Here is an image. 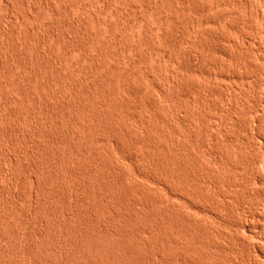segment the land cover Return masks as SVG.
I'll return each instance as SVG.
<instances>
[{
    "label": "rangeland",
    "instance_id": "374dc122",
    "mask_svg": "<svg viewBox=\"0 0 264 264\" xmlns=\"http://www.w3.org/2000/svg\"><path fill=\"white\" fill-rule=\"evenodd\" d=\"M168 1L173 2V4L177 6V7L174 6L175 9L177 8L175 12H174L175 10L174 8H173L174 10L167 8L168 6H170V4H172V3L169 4ZM261 1L262 2H260V0H208V1L207 0H197V1L196 0H159V1L158 0H149V1L148 0H113L110 2V4L108 5L106 4L108 11H110L109 15L101 16L102 18L104 17L106 18L107 20L106 24L108 26L103 25L101 27H104V28H100V26L96 24L95 19L99 15L98 8L102 6L103 3L105 4L107 0H0V61H1L0 62V264H49L50 261H51V264L52 263L53 264H56V263L57 264H77V263L78 264L79 263L80 264H86V263L87 264H104V263L105 264H111V263L116 264L115 263L116 261L113 259V257H110V255L112 254H105L100 250L94 251V249L91 248V245L88 242L89 240L90 241L96 240L95 242H97L99 245L104 244L108 250L112 248L114 249V246L117 245V243L118 244L120 243L121 245L124 244L123 246L127 248L128 250L127 252L133 251L132 253L131 252L129 254L127 253L126 258L124 257L125 258L124 261L126 264L127 263L129 264H142V263L143 264H161L163 263L161 262L162 261L161 258L163 256L165 257V259L163 260L164 262H166L164 264H176L178 262L177 261L178 259H179V263L177 264H182V262L183 264H186V263L187 264H211V263L212 264H264V2H263L264 0H261ZM92 3L94 5H91ZM143 3L148 4V5L150 4L151 6L153 5L152 6L154 9L153 15L152 14L147 15L144 12ZM73 4H80L81 6H84L83 7L84 9H81V10H77V9L71 10V8L69 9V6ZM141 4L142 6H140ZM31 5H34L38 9L32 8ZM46 5L48 6L50 5V11ZM51 5L53 6L52 9H51ZM39 6H43V7H39ZM134 7L136 8V10H134L133 12ZM137 7H139V9ZM216 7L218 9H216ZM158 8L160 9L162 8L161 11L165 10L166 13L168 12L167 14H171L172 19H173L171 26L169 25V27H166L164 30L159 29L158 19L163 17V14L159 15L160 12L157 11ZM199 8L201 10H199ZM36 10H38V14ZM51 10L52 11L54 10V12H51ZM116 11L117 12L119 11L118 16H116L117 15ZM142 15L144 17L146 16L147 18H143ZM159 16L161 17L159 18ZM133 17L134 18L141 17L144 20V23L141 22V23H137V24L130 26V23H131L130 21L136 19V18L134 19ZM81 21L83 23H81ZM208 21H210V23ZM127 22H130V23H127ZM119 23H121V25L122 24L124 25V26L122 25L123 26L122 28L124 29V31L120 27L121 25ZM134 26H136V28L138 29H136ZM130 29L133 30L134 32L131 31ZM147 29H149L150 32L152 33L148 32ZM125 31L126 32L129 31L130 33L129 32L125 33ZM153 31H155V33ZM89 33L93 36L94 35L97 36L99 34V37L101 38L99 37L98 38L101 39V41L98 39V42L94 43L95 46L93 44L92 45L90 44L89 46L88 43H86L85 45V42L87 40L85 38L88 37L86 36L87 34L90 35ZM51 34L56 35L55 37L56 42L54 41V39H51L48 42V44L46 43L47 45L42 44L41 38L43 36L47 37V35L50 36ZM131 35L132 36L134 35L135 38L137 36V39L140 38L138 39L139 41L137 42V39L135 41L134 36L132 37ZM109 36L111 37L110 40H106L108 39ZM114 36H116V39L113 38ZM120 36L123 37L122 40ZM58 41L59 43H57ZM113 41L115 42L113 43ZM116 41L118 43H116ZM160 41H166V44L167 45L169 44L167 48L165 46L167 50L165 51L166 53L163 52L165 53L164 55H162L163 53L161 54L156 53V50H154L153 48V47L157 48ZM27 42L28 43L30 42V44H28ZM34 42L36 44H34ZM129 42H131L132 44H130ZM181 42L183 44H181ZM39 43H41V45ZM100 43L101 45L98 46ZM135 43H138L139 45L138 44L136 45ZM31 45H33V47ZM75 45L76 46L79 45L78 47L81 50L83 48L88 49L90 47L92 51L90 49H88L89 51L87 49L86 50L88 51V53H91V56L93 57L95 56L94 61L96 59L97 62L90 61L88 57H86V60H85L84 55L80 54V51L76 53L73 52L72 55L71 54L67 55L66 49L69 47H75ZM111 45L115 47H112ZM118 45L119 46L121 45L122 47L124 46L125 48L123 47L124 49H122V47L121 46L119 47ZM29 46L32 48H30ZM101 47L104 49V51L103 49H101ZM116 47L117 49H113ZM151 47L153 48V50ZM134 48L136 50H134ZM193 48L195 49V51H193L194 50ZM168 49L171 53H169ZM37 50H39V54L41 53L40 54L41 57L38 56L39 54ZM45 53L47 56L45 55ZM93 53H95V55H92ZM98 53H100V56L96 58V56H98L97 55ZM112 54H114L116 58ZM105 55L106 56L109 55V56L106 57ZM120 55L122 56L120 57ZM26 56H28L29 58H27ZM104 56L106 57V60ZM36 57L37 58L39 57L38 60L36 59ZM122 57L123 58L125 57L124 58L125 63H124V60H121V59H119L120 61L118 60V58H122ZM129 57H131L130 59H132V61L128 59ZM59 59H63V62H60ZM66 59L70 62H67ZM98 60L99 61L103 60L104 62L103 65L101 63H98L99 62ZM128 60L130 62H133L134 60L135 62L131 64ZM157 60H160V61H157ZM161 60H165V61L162 62ZM168 60L170 61L174 60L172 62H174L175 64L171 63V65H169L170 63ZM71 62L72 64H70ZM23 63L26 64L27 66L26 68H23V66L21 65ZM81 63H84V64L82 65ZM117 63L119 64L118 67H116ZM128 63H129V66H126ZM29 64L31 65V67ZM91 64H94V65L92 66ZM113 64H116V65H113ZM177 64H178L179 69L181 68L180 69L181 72L179 70V75L181 76L180 77L178 76V78H176L178 80L175 79L176 80L174 81L175 83L172 84L173 87L174 85L176 86L174 88L170 86L169 87L170 89H169L167 87V84H165L166 87L164 85V83H166L165 80H167L165 78L166 77L172 78V76H174L173 74L175 73H173V71L176 69ZM107 65H108V68H110L111 70L106 69ZM67 66H69V68ZM75 67L78 69V71H76L77 69L74 70ZM101 67H103L104 69H102ZM32 68L34 69L32 70ZM113 68H116V69L114 70ZM122 68L125 69L126 71L125 70L123 71ZM22 69L25 71L23 72ZM27 69L29 70L27 71ZM121 69L123 72L121 71ZM34 70H36L37 73ZM115 71L116 72L118 71V73H115ZM127 71H131V72H128L129 75L127 74ZM124 72L127 75L124 74ZM74 73L77 75H75ZM111 73L113 74L111 75ZM121 73H123V75H121ZM24 74L27 75L29 78L25 76ZM104 74L106 75L104 76ZM66 75L67 76L69 75V77H67ZM71 75H73L74 78ZM92 75L94 76L92 77ZM96 75L98 77H95ZM65 76L67 77V79L64 85L63 77ZM82 76H84V78L87 76L86 77L87 80L82 78ZM128 76L130 78H128ZM94 77L95 79H93ZM105 77H110V79H112L111 80L112 84L109 82L107 83V81H105ZM132 77H135V78H132ZM34 78H36V80L38 81L33 80ZM68 78L72 79L71 80L72 82H69L70 79ZM9 79H12V80H9ZM19 79L21 82L19 81ZM23 79H25L24 83H23ZM74 79H75V83H74ZM83 79L86 82L83 81ZM88 79L90 80V82L88 81ZM136 79L139 80V82ZM94 80L97 82V85ZM10 81H12L13 83H10ZM102 81L104 84L102 83ZM112 81H114V83L116 82V84H114ZM132 81H133V84L135 81V84H136L135 86L132 85ZM7 82H9L10 84L9 83L7 84ZM121 82L125 83L124 84L125 86H123ZM196 82H198V84ZM83 83H85V88H83L84 87ZM22 84L23 85L25 84L24 86L26 87L24 88V86H21ZM38 84H41V85H38ZM109 84L110 86H107ZM13 85H15L16 87L15 86H14L15 88L12 87ZM127 86L128 87L130 86L129 87L130 89H127L128 88ZM136 86H139V88ZM35 87L38 88L37 89L38 92L36 91ZM80 87L82 89H80ZM118 87L120 89H117ZM17 88H18V91L16 90ZM33 90H35L36 93L33 92ZM75 90L76 92L74 93ZM163 90L164 92L169 91L170 93L171 92L172 93L170 94L168 92V95L165 94L161 96V93H162L161 91ZM26 92H29L27 93L28 94L27 96H26ZM83 92L84 94H81ZM117 92L119 94H117ZM100 93H103L106 96ZM130 93L132 95H130ZM6 96L7 97L11 96L12 102L11 101L8 102L6 100ZM12 96L14 97V100ZM55 97H58V98H55ZM158 98L160 99V101L158 100ZM234 98L236 99L234 100ZM28 99H30L29 103H28ZM72 99L73 100L76 99L74 100L75 102ZM81 99L84 102L80 101ZM92 100L95 104L92 102ZM14 101L17 104H15ZM103 101L105 102L104 104H103ZM192 101H193V104H192ZM32 102L38 105L33 106ZM57 102H59L61 105ZM71 102H72V105H70ZM88 102H89V105H88ZM108 102L110 103V106ZM195 103H196V106H195ZM79 104H83V105L79 107L80 106ZM92 104H94V106ZM49 105L51 106V108ZM57 105L58 106L60 105V106L56 107ZM62 105L64 106V108ZM95 105H96V109H95ZM142 105L144 106L142 107ZM47 106L49 108H47ZM69 106H70V109H69ZM78 108H81V109H78ZM33 109H36V110H33ZM46 109L47 111L49 110V112H46L45 111ZM174 109H177L180 112L181 120H179V123H177L173 118ZM52 111L54 112L52 113ZM82 111L83 112L86 111L87 113L86 112L82 113ZM80 112L87 116L91 113L90 116L88 117H91L90 118L91 121H94L95 123L89 121L90 122V125H89V123H87V120L84 117L82 118L83 115L79 114ZM50 114H52V116ZM107 114L109 115L110 118L107 116ZM139 114H142L143 115L142 118L147 119L146 123H148V127L146 125L148 129L146 127H143L142 129H140L142 133L140 132V130H138L137 132L133 130L135 129L134 126H136L138 123L141 122L140 119L142 118L141 116H139ZM47 115H50V116H47ZM78 115H80L81 118H79ZM219 115L222 116V118ZM46 116L48 118H46ZM115 116L116 117L118 116L119 118L118 117L116 118ZM33 118H34V122H33ZM97 118L99 119L97 120ZM82 119L86 123H83ZM116 119L117 121H115ZM220 119L222 121H220ZM96 120L97 121L100 120L99 122L101 123L103 122V123L99 124ZM78 122L85 124L84 127ZM170 122L172 123V125ZM91 123L93 125H91ZM79 125H81V128ZM88 126L90 128H88ZM96 126L99 127V129ZM77 127H79L80 130H78ZM86 128H87V131H85ZM191 128H192V131H191ZM61 129L64 131H61ZM70 129L71 130L73 129V131L75 130L76 133L79 134L80 136L79 139L83 138L82 139L84 140L83 143H82V140H79L78 138H76L75 140L73 135H70L72 132ZM119 129L122 131H120ZM77 130L80 132H78ZM163 131L164 132L166 131V132L164 133ZM189 131H191L192 133ZM68 132H70V134ZM90 132L92 134H90ZM44 134L47 137L43 136ZM48 134L49 135L52 134L51 138L49 137ZM61 134L63 137L61 136ZM52 137L55 138L56 141H54ZM64 137L66 138V141L63 139ZM109 138L112 141H109L108 140ZM171 138H173L172 141H171ZM40 140L41 141L43 140L44 142L43 141L41 142ZM150 140L153 141L154 144H152V142L149 143ZM93 141L96 144H94ZM145 141H147V143ZM24 142L26 144H24ZM90 142L92 143L87 144ZM100 142L101 143L105 142L106 144L105 143L99 144ZM77 143L78 145H76ZM27 144L28 145L30 144L28 148L26 147ZM57 144H58V147H56ZM73 144L76 147L80 146L79 149L78 147L77 148L75 147L76 148L75 149ZM71 145L73 148H71ZM175 145L176 147H174ZM50 146L53 147V149ZM91 147L94 149H92ZM210 148L216 154H213L214 152H212ZM33 149L36 150L35 154L33 152L34 151ZM61 149H64V151ZM72 149H75V152ZM82 149L84 150V152L82 151ZM200 149L202 150L200 151ZM37 150H38V153H37ZM40 150L41 151L44 150V151L41 152ZM55 150L57 153L55 152ZM76 151H78L77 152L78 154L76 153ZM177 151L179 152V154L177 153ZM174 152L177 153L178 155L175 154ZM58 153L59 154L61 153V155H59ZM81 153L82 155H80ZM53 154L56 156H54ZM187 154L188 156H186ZM151 155H153V157H151ZM173 155H175V157ZM208 155H211V156H208ZM88 156H90L91 158L93 157V158L91 159ZM126 156L128 157L129 160L127 158L123 159V157H126ZM160 156H162L161 160L159 158ZM179 156H181L182 158ZM217 156H219V158ZM16 157L17 159H15ZM64 157H66L67 159ZM149 157L153 158L151 162H150ZM155 159L156 161L154 162L155 163L157 162V163L153 164L154 163L153 160ZM162 159H164L163 162L165 163L162 162ZM91 160H94V161H91ZM177 160H178V163H177ZM133 161L134 163L132 164ZM160 162L162 163L161 165L165 164L167 166V170H166V166L165 168H163L160 165ZM158 163L160 165V168L162 167L161 169L163 170L157 167ZM180 164L181 166H179ZM137 166H139L140 168ZM91 167H94V169ZM67 168H69V170ZM72 170L78 171V172L74 171L75 177H74ZM83 171L84 172L87 171V173H84ZM168 171L169 173L170 172L172 173V174L170 173L171 175L175 174L174 178L176 180L173 178L172 180L171 179L168 180L167 176L164 175ZM131 174H133V176ZM176 174L178 175L180 179L177 178ZM81 175L86 180L83 181V178L81 177ZM86 175L88 177V180H87V177H85ZM135 175H139V176H135ZM143 175L151 176L154 182L156 181L160 183L158 184L159 186L153 184L152 180H151L152 182L151 183L149 180L145 179ZM79 177L82 179H80ZM138 179L139 180L141 179V180L138 181ZM88 181H90L91 183L89 184ZM179 182L180 183L182 182V184L180 185ZM38 183H41V184L43 183V184L41 185ZM173 184L175 185V187ZM185 185H186V188H185ZM35 186L38 188H36ZM158 189H159V192H158ZM74 193H76L77 195H74ZM78 197L80 199L83 198L84 200L83 199L80 200L78 199ZM112 197H114L115 199ZM32 199L33 200L35 199V200L33 201ZM83 201L87 202L88 204ZM110 201L114 203L111 204ZM119 201L122 203H120ZM80 202L84 204L85 206H82ZM117 202L120 205H118ZM144 202H145V205H144ZM38 204H40V206ZM115 204H117L116 205L117 207L115 206ZM150 204H153V205L151 206ZM169 204H171L172 206ZM73 205L74 207H72ZM78 207L79 209L77 210ZM179 207L181 211L179 210ZM175 211L176 212L178 211V212L176 213ZM179 212L181 213L179 215L183 217L182 219H184L183 221L181 218L178 219L179 216L177 214ZM158 213H160L161 215ZM66 214L69 216H65ZM92 215L94 219L92 218ZM105 216H106V219H105ZM83 218L85 219V221L83 220ZM164 219L166 221H164ZM88 220L90 222H88ZM180 220L185 226L182 223L180 224ZM162 221L164 222L162 223ZM170 221H174V224L173 225L170 224ZM175 221H177L176 224H175ZM178 222H179V225H181L180 227L181 228L183 227L184 230L178 227ZM159 225H161L162 228L156 229L157 227H159ZM171 225L174 228L176 227L175 229L177 230L178 228L181 229V230L180 229L178 230V232L180 231V234H179V236L181 235L180 238L183 237L180 240V242L185 240L182 244L180 243V247L179 245H175V248H173V251L170 250V248L174 247L173 244H169L170 242L167 243L165 241L168 246L165 244L166 246L163 247L164 240H167V238L169 237L165 233L169 234L168 231H170V229L172 230L174 229L172 228ZM67 226L68 228H66ZM147 227L149 228L147 229ZM143 228L146 230V233L143 231L144 230ZM162 229L164 232L161 231ZM192 231L194 232V234ZM89 232L91 234L88 235ZM121 232L123 234H121ZM178 232L176 231L175 233H178ZM131 233L132 234L134 233V235H132V237L134 236L133 238L130 237ZM159 233L161 235H167V237L163 241H161L163 238H161L162 236H159ZM171 233L169 235H172V236L176 235V237H179L178 234H174V232L173 234ZM80 234H82V236ZM84 234L87 237L83 238L85 236ZM116 234L118 235L120 234L122 238V239H119L120 242L118 241V238L116 240V237H118V235L116 236ZM124 234L125 236L128 234L130 235L126 236L127 237L126 238L123 236ZM135 234H138V235L136 236ZM140 234L142 235L140 236ZM156 234H157V237H156ZM67 235L69 236V238ZM135 236L137 237L136 238L137 240L135 239L134 241L133 239L135 238ZM158 236L160 238H158ZM79 237L80 239H78ZM194 237L198 241L194 240L195 239ZM125 238L128 242L125 241L124 243ZM76 239L78 240L76 241ZM159 239L160 241H158ZM129 242L132 244H130ZM187 242H190V244L192 243L191 246H187V245H190L189 243L186 245ZM78 245H80V247L83 249L86 248L85 250L87 252L90 251L87 257L79 256L78 253L73 251L75 250L76 247H79ZM88 245L90 247H88ZM169 245H171V247ZM181 245H184V246H181ZM176 246L179 247L180 253ZM49 248H51L52 250ZM175 249L177 250V253L175 252L176 254L174 253V251H176ZM59 251H60V254H59ZM64 251L67 253L65 254ZM75 253L77 255H74ZM202 253H204V255ZM116 254L118 255V253ZM59 257H62L61 260ZM49 258H50V261H49ZM54 258H57V259H54ZM155 258L157 260L159 258V261H157ZM172 258L173 260L177 259L176 260L177 262L174 261L175 263H173ZM90 259L91 261L90 263H88ZM186 259L189 261H187ZM47 260H48V263H47ZM93 260H95V262Z\"/></svg>",
    "mask_w": 264,
    "mask_h": 264
},
{
    "label": "bare ground",
    "instance_id": "6f19581e",
    "mask_svg": "<svg viewBox=\"0 0 264 264\" xmlns=\"http://www.w3.org/2000/svg\"><path fill=\"white\" fill-rule=\"evenodd\" d=\"M111 1H113V0H107V2H106L105 4L103 3L102 6H100L99 8L97 7V8H98L99 15H98V17H96L95 21H96V24H97L98 26H100V28H104V27H101V26H103V25H107V24H106V22H107L106 18L104 17V18H105V19H104V18H102L101 16H103V15H109L110 11H108V9H107V5L110 4ZM148 1H149V0H148ZM158 1H159V0H158ZM196 1H197V0H196ZM207 1H208V0H207ZM103 2H104V1H103ZM151 2H152V1H151ZM168 2H169V1H168ZM186 2H187V1H186ZM260 2H262V1L260 0ZM263 2H264V1H263ZM122 3H123V2H122ZM157 3H158V2H157ZM170 3H172V4H170ZM214 3H215V2H214ZM40 4H41V3H40ZM45 4H46V3H45ZM47 4H48V3H47ZM106 4H107V5H106ZM124 4H125V3H124ZM160 4H161V3H160ZM166 4H167V3H166ZM169 4H170V6H168L167 8H168V9L170 8V9L172 10V9L174 8L175 5L173 4V2H169ZM37 5H38V4H37ZM43 5H44V4H43ZM91 5H94V4L92 3ZM127 5H128V4H127ZM135 5H136V4H135ZM203 5H204V4H203ZM210 5H211V4H210ZM212 5H213V4H212ZM260 5H261V4H260ZM46 6H47V8H48L49 11H50V5H49V6L46 5ZM136 6H137V5H136ZM140 6H142V4H141ZM152 6H153V5H152ZM152 6H151L150 4L148 5V4L143 3V10H144V12H145L147 15H149V14H150V15H151V14L153 15V10H154V9H153ZM31 7L34 8V9H35V8L38 9V8L35 7L34 5H31ZM39 7H43V6H39ZM44 7H45V6H44ZM52 7H53V6L51 5V9H52ZM83 7H84V6H81L80 4H73V5H70V6H69V9L71 8V10H72V9L81 10V9H84ZM175 7H177V6H175ZM209 7H210V6H209ZM86 8H87V7H86ZM137 8L139 9V7H137ZM193 8H194V7H193ZM202 8H203V7H202ZM207 8H208V7H207ZM207 8H206V9H207ZM132 9H133V8H132ZM132 9H131V10H132ZM156 9H157V7H156ZM161 9H162V8H161ZM161 9L158 8V10H157V11H159L160 13L162 12L161 14L158 12L159 15H162V14H163V17L159 16V18H160V17H161V18L158 19V25H159V29H163V30H164L166 27H169V25L171 26V24H172V22H173V19H172L171 14H167L168 12L166 13L165 10L161 11ZM174 9H175V8H174ZM174 9H173V10H174ZM176 9H177V8H176ZM176 9L174 10V12L176 11ZM178 9H179V8H178ZM180 9H181V8H180ZM216 9H218V8L216 7ZM216 9H215V10H216ZM134 10H136L135 7H134V9H133V12H134ZM140 10H142V9H140ZM182 10H183V9H182ZM199 10H201V9L199 8ZM212 10H213V9H212ZM215 10H214V11H215ZM84 11H85V10H84ZM169 11H170V10H169ZM191 11H192V10H191ZM208 11H209V10H208ZM36 12H37V14H38V10H36ZM51 12H54V10H53V11L51 10ZM116 12H117V11H116ZM130 12H132V11H130ZM177 12H178V11H177ZM181 12H182V11H181ZM202 12H203V10H202ZM118 13H119V11L117 12V15H116V16H118ZM121 13H122V12H121ZM121 13H120V15H121ZM154 13H156V12H154ZM164 13H165V14H164ZM169 13H170V12H169ZM172 13H173V12H172ZM128 14H129V13H128ZM146 14H145V15H146ZM190 14H191V13H190ZM194 14H195V13H194ZM120 15H119V16H120ZM126 15H127V14H126ZM133 15H134V13H133ZM156 15H158V14H156ZM182 15H183V14H182ZM188 15H189V14H188ZM188 15H187V16H188ZM226 15H227V14H226ZM25 16H26V15H25ZM128 16H130V15H128ZM138 16H139V15H138ZM142 16H143V15H142ZM142 16H141V17H142ZM175 16H177V15H175ZM185 16H186V15H185ZM190 16H191V15H190ZM190 16H189V17H190ZM192 16H193V15H192ZM212 16H213V15H212ZM141 17H138V18L135 17L136 19L133 17L135 20H131V19H130V20H131V21H130L131 23H130V22H127V23H130V26H132V25H134V24H137V23H141V22L144 23V20H143ZM196 17H197V16H196ZM196 17H195V18H196ZM200 17H201V16H200ZM129 18H130V17H129ZM143 18H147V17H146V16H145V17L143 16ZM206 18H207V17H206ZM107 19H108V18H107ZM118 19H119V18H118ZM125 19H126V18H125ZM149 19H150V18H149ZM156 19H157V18H156ZM34 20H35V19H34ZM81 20H82V19H81ZM105 20H106V21H105ZM127 20H128V19H127ZM146 20H147V19H146ZM128 21H129V20H128ZM178 21H179V20H178ZM192 21H193V20H192ZM83 22H84V20H83ZM83 22L81 21V23H83ZM108 22H109V21H108ZM145 22H146V21H145ZM185 22H186V21H185ZM198 22H199V21H198ZM208 22L210 23V21H208ZM123 23H124V21H123ZM149 23H150V22H149ZM182 23H183V22H182ZM214 23H215V22H214ZM108 24H109V23H108ZM119 24L121 25V23H119ZM119 24H118V25H119ZM125 24H126V23H125ZM183 24H184V23H183ZM190 24H192V23H190ZM204 24H205V23H204ZM97 25H96V26H97ZM120 25H119V26H120ZM122 25H123V24H122ZM122 25L120 26L121 28L124 26V25H123V26H122ZM200 25H201V24H200ZM200 25H199V26H200ZM107 26H108V25H107ZM109 26H110V25H109ZM127 26H128V25H127ZM130 26H129V27H130ZM136 26H137V25H136ZM136 26H134V27L136 28ZM190 26H191V25H190ZM110 27H111V26H110ZM209 27H210V26H209ZM87 28H88V27H87ZM125 28H126V27H125ZM156 28H157V27H156ZM156 28H155V29H156ZM122 29H123V28H122ZM136 29H138V28H136ZM191 29H192V28H191ZM126 30H127V29H126ZM130 30H131V29H130ZM134 30H135V29H134ZM151 30H152V29H151ZM194 30H195V29H194ZM32 31H33V30H32ZM121 31H122V30H121ZM123 31H124V29H123ZM131 31H133V30H131ZM145 31H146V30H145ZM147 31L150 32L149 29H147ZM158 31H159V30H158ZM166 31H167V30H166ZM196 31H198V30H196ZM196 31H195V32H196ZM101 32H102V31H101ZM128 32H129V31H127V32L125 31V33H128ZM133 32H134V31H133ZM153 32L155 33V31H153ZM184 32H185V31H184ZM202 32H203V31H202ZM116 33H117V32H116ZM129 33H130V32H129ZM139 33H140V32H139ZM145 33H147V32H145ZM150 33H152V32H150ZM168 33H169V31H168ZM170 33H171V32H170ZM187 33H188V32H187ZM199 33H200V32H199ZM54 34H56V33H54ZM89 34H90V33H89ZM107 34H108V33H107ZM131 34H132V32H131ZM142 34H143V33H142ZM180 34H182V33H180ZM90 35H91V34H90ZM90 35L87 34L86 36H88V37H87V38H85L86 36L84 37L85 39H87L86 42H85V45H86V43H88L89 46H90V44H91V45H92V44L94 45V43H97V42H98V39L101 38V37H99V34H98V35L96 34L97 36H95V35H94V36H93V35L90 36ZM102 35H103V33H102ZM120 35H121V34H120ZM127 35H128V34H127ZM146 35H147V34H146ZM154 35H155V34H154ZM184 35H185V34H184ZM195 35H196V34H195ZM117 36H118V35H117ZM128 36H129V35H128ZM131 36H132V35H131ZM133 36H134V35H133ZM133 36H132V37H133ZM152 36H153V35H152ZM181 36H182V35H181ZM55 37H56V35H52V34H51L50 36L47 35V37H44V36H43V37L41 38V42H42V44H46V43L48 44V42H49L51 39H54V41H55V39H56ZM98 37H99V38H98ZM132 37H131V38H132ZM146 37H147V36H146ZM146 37H145V38H146ZM153 37H154V36H153ZM155 37H156V36H155ZM191 37H192V36H191ZM59 38H60V37H59ZM104 38H105V37H104ZM110 38H111V37L109 36L108 39H106V38H105V39H106V40H110ZM113 38L116 39V36H114ZM120 38H121V40H122L123 37L120 36ZM134 38H135V36H134ZM158 38H159V37H158ZM173 38H174V37H173ZM57 39H58V38H57ZM85 39H84V41H85ZM127 39H128V38H127ZM136 39H137V36H136V38H135V41H136ZM138 39H140V38H138ZM138 39H137V42L139 41ZM156 39H157V38H156ZM99 40L101 41V39H99ZM106 40H105V41H106ZM117 40H118V38H117ZM123 40H125V39H123ZM132 40H133V39H132ZM141 40H142V39H141ZM144 40H145V39H144ZM175 40H177V39H175ZM183 40H184V39H183ZM183 40H182V41H183ZM193 40H194V39H193ZM198 40H199V38H198ZM205 40H206V39H205ZM95 41H96V42H95ZM103 41H104V39H103ZM119 41H120V40H119ZM184 41H185V40H184ZM189 41H190V40H189ZM39 42H40V41H39ZM55 42H56V41H55ZM109 42H110V41H109ZM114 42H115V41H113V43H114ZM127 42H128V41H127ZM141 42H142V41H141ZM191 42H193V41H191ZM25 43H26V42H25ZM27 43H28V42H27ZM31 43H33V42H31ZM37 43H38V42H37ZM57 43H59V41H58ZM103 43H104V42H103ZM103 43H102V44H103ZM113 43H112V44H113ZM116 43H118V42L116 41ZM124 43H125V42H124ZM124 43H123V44H124ZM129 43L132 44L131 42H129ZM184 43H185V42H184ZM195 43H196V42H195ZM241 43H242V42H241ZM28 44H30V42H29ZM34 44H36V43L34 42ZM39 44L41 45V43H39ZM47 44H46V45H47ZM106 44H107V43H106ZM108 44H109V43H108ZM110 44H111V43H110ZM119 44H120V43H119ZM121 44H122V43H121ZM126 44H127V43H126ZM126 44H125V45H126ZM130 44H129V45H130ZM135 44L137 45L138 43H135ZM181 44H183V43L181 42ZM13 45H15V44H13ZM100 45H101V43H100L98 46H100ZM103 45H104V44H103ZM113 45H114V44H113ZM116 45H117V44H116ZM129 45H128V46H129ZM138 45H139V44H138ZM144 45H145V44H144ZM168 45H169V44H168ZM168 45L166 44V41H160L159 44H158V47H157V48L153 47V48H154V50H156V53L161 54V53H163V52H165V51L167 50L166 48H167ZM185 45H186V44H185ZM240 45H241V44H240ZM31 46L33 47V45H31ZM38 46H39V45H38ZM42 46H43V45H42ZM78 46H79V45H78ZM78 46L75 45V47H69V48H67V49H66V54H67V55H70V54L72 55L73 52L76 53V52L80 51V54H83V55H84L85 58H84V57H83V58H84L85 60H86V57H88L90 61H94L95 56L93 57V56H91V53H88V51H89L88 49H90V47H89L88 49L86 48V49L88 50V51H87L85 48H83L82 50L79 49ZM87 46H88V45H87ZM94 46H95V45H94ZM111 46H112V45H111ZM111 46H110V47H111ZM118 46H119V45H118ZM120 46H121V45H120ZM120 46H119V47H120ZM165 46H166V48H165ZM175 46H176V45H175ZM26 47H27V46H26ZM29 47H30V46H29ZM32 47H30V48H32ZM34 47H35V46H34ZM91 47H92V46H91ZM112 47H115V46H112ZM121 47H122V46H121ZM123 47H124V46H123ZM123 47H122V49L125 48V47H124V48H123ZM183 47H184V46H183ZM190 47H191V46H190ZM199 47H200V45H199ZM214 47H215V46H214ZM93 48H94V47H93ZM151 48H152V47H151ZM151 48H150V49H151ZM153 48H152V50H153ZM196 48H197V47H196ZM202 48H203V47H202ZM212 48H213V47H212ZM33 49H34V48H33ZM36 49H37V48H36ZM36 49H35V51H36ZM38 49H39V48H38ZM41 49H42V48H41ZM41 49H40V50H41ZM95 49H96V48H95ZM101 49H103V48L101 47ZM113 49H117V47H116V48H113ZM127 49H128V47H127ZM127 49H126V50H127ZM129 49H131V48H129ZM170 49H171V48H170ZM178 49H179V48H178ZM190 49H191V48H190ZM193 49H194V48H193ZM200 49H201V48H200ZM200 49H199V50H200ZM206 49H208V48H206ZM214 49H215V48H214ZM90 50H91V49H90ZM132 50H133V49H132ZM134 50H136V49L134 48ZM138 50H139V49H138ZM143 50H144V48H143ZM145 50H146V49H145ZM182 50H183V49H182ZM188 50H189V49H188ZM202 50H203V49H202ZM91 51H92V50H91ZM100 51H101V50H100ZM103 51H104V49H103ZM158 51H159V52H158ZM168 51H169V49H168ZM168 51H167V52H168ZM174 51H175V50H174ZM193 51H195V49H194ZM37 52H38V54H39V50H37ZM37 52H36V53H37ZM40 52H41V51H40ZM95 52H96V51H95ZM98 52H99V51H98ZM105 52H106V51H105ZM120 52H121V51H120ZM125 52H126V51H125ZM150 52H151V51H150ZM191 52H192V51H191ZM103 53H104V52H103ZM121 53H122V52H121ZM123 53H124V52H123ZM126 53H127V52H126ZM165 53H166V52H165ZM165 53H163L162 55H164ZM169 53H171V52L169 51ZM215 53H216V52H215ZM215 53H214V54H215ZM40 54H41V53H40ZM40 54H39L38 56H40ZM101 54H102V53H101ZM104 54H105V53H104ZM128 54H129V53H128ZM159 54H158V55H159ZM172 54H173V53H172ZM180 54H181V53H180ZM184 54H185V53H184ZM205 54H206V53H205ZM208 54H209V53H208ZM26 55H27V54H26ZM34 55H35V53H34ZM34 55H33V56H34ZM42 55H43V54H42ZM45 55H46V53H45ZM92 55H95V53H93ZM97 55H98V56H96V58H98V57L100 56V53H98ZM112 55L114 56V54H112ZM112 55H111V56H112ZM145 55H146V54H145ZM145 55H144V56H145ZM189 55H190V54H189ZM203 55H204V54H203ZM46 56H47V55H46ZM101 56H102V55H101ZM105 56H106V55H105ZM105 56H104V57H105ZM108 56H109V55H107L106 57H108ZM118 56H119V55H118ZM121 56H122V55H120V57H121ZM130 56H131V55H130ZM150 56H151V55H150ZM165 56H166V55H165ZM165 56H164V57H165ZM167 56H168V55H167ZM186 56H187V55H186ZM210 56H211V55H210ZM26 57L29 58L28 56H26ZM40 57H41V56H40ZM81 57H82V56H81ZM102 57H103V56H102ZM106 57H105V60H106ZM114 57H115V56H114ZM183 57H184V55H183ZM22 58H23V56H22ZM24 58H25V57H24ZM38 58H39V57H38ZM38 58L36 57L37 60H38ZM88 58H87V60H88ZM115 58H116V57H115ZM115 58H113V59H115ZM124 58H125V57H124ZM124 58H123V57H122V58H118V60H119V59L124 60V63H125V59H124ZM130 58H131V57H129L128 59L132 61V59H130ZM143 58H144V57H143ZM157 58H158V57H157ZM165 58H166V57H165ZM172 58H173V57H172ZM178 58H179V57H178ZM202 58H203V57H202ZM206 58H208V57H206ZM81 59H82V58H81ZM99 59H101V58H99ZM103 59H104V58H103ZM133 59H134V58H133ZM144 59H145V58H144ZM162 59H164V58H162ZM166 59H167V58H166ZM187 59H188V58H187ZM191 59H193V58H191ZM24 60H25V59H24ZM37 60H36V61H37ZM59 60H60V62H63V59H59ZM105 60H104V61H105ZM116 60H117V59H116ZM118 60H117V61H118ZM126 60H127V58H126ZM129 60H128V61H129ZM170 60H171V59H170ZM170 60H168L169 63H170L169 65H171V63L175 64L174 62H172V61H174V60H172V61H170ZM182 60H183V59H182ZM188 60H189V59H188ZM199 60H200V59H199ZM22 61H23V59H22ZM66 61H67V62H70V61H68L67 59H66ZM66 61H65V62H66ZM82 61H83V60H82ZM82 61H81V62H82ZM98 61H99V60H98ZM119 61H120V60H119ZM138 61H139V60H138ZM138 61H136V62H138ZM157 61H160V60H157ZM161 61L163 62V61H165V60H161ZM185 61H186V60H185ZM193 61H194V60H193ZM237 61H238V60H237ZM0 62H1V61H0ZM94 62H97L96 59H95ZM115 62H116V61H115ZM129 62H130V61H129ZM133 62H135V61L133 60ZM133 62H130V63L133 64ZM190 62H191V61H190ZM200 62H201V61H200ZM210 62H211V61H210ZM85 63H86V61H85ZM89 63H90V62H89ZM89 63H88V64H89ZM98 63H101V64L103 65L104 62H103V60H102V61L100 60ZM121 63H122V61H121ZM177 63H178V62H177ZM180 63H181V62H180ZM34 64H35V63H34ZM37 64H38V63H37ZM65 64H66V63H65ZM67 64H68V63H67ZM70 64H72V62H71ZM74 64H75V63H74ZM81 64L83 65L84 63H81ZM173 64H172V65H173ZM182 64H183V63H182ZM187 64H188V63H187ZM200 64H201V63H200ZM202 64H203V63H202ZM241 64H242V63H241ZM21 65L23 66V68H26V67H27L26 64H24V63L21 64ZM29 65H30V64H29ZM32 65H33V64H32ZM63 65H64V64H63ZM85 65H86V64H85ZM91 65L93 66L94 64H91ZM96 65H97V64H96ZM98 65H99V64H98ZM113 65H116V64H113ZM118 65H119V64L117 63V66H116V67H118ZM125 65H126V64H125ZM179 65H180V64H179ZM207 65H208V64H207ZM221 65H222V64H221ZM69 66H70V65H69ZM69 66H67V67L69 68ZM75 66H76V65H75ZM88 66H89V65H88ZM100 66H101V65H100ZM105 66H106V64H105ZM120 66H121V65H120ZM126 66H129V63H128ZM131 66H132V65H131ZM137 66H138V65H137ZM137 66H136V67H137ZM165 66H166V65H165ZM175 66H176V65H175ZM175 66H174V67H175ZM189 66H190V65H189ZM19 67H20V66H19ZM30 67H31V65H30ZM30 67H28V68H30ZM32 67H33V66H32ZM34 67H35V66H34ZM40 67H41V66H40ZM44 67H45V66H44ZM73 67H74V66H73ZM76 67H77V66H76ZM76 67H75L74 70L77 69ZM90 67H91V66H90ZM90 67H89V69H90ZM103 67H104V66H103ZM103 67H101V68L104 69ZM109 67H110V66H109ZM180 67H181V66H180ZM223 67H224V66H223ZM20 68H21V67H20ZM81 68H82V67H81ZM84 68H85V67H84ZM101 68H100V69H101ZM152 68H153V67H152ZM168 68H169V67H168ZM172 68H173V67H172ZM33 69H34V68H32V70H33ZM37 69H38V68H37ZM41 69H42V68H41ZM71 69H72V68H71ZM82 69H83V68H82ZM95 69H96V67H95ZM100 69H99V70H100ZM106 69L111 70L110 68H108V65H107V68H106ZM113 69L115 70L116 68H113ZM113 69H112V71H113ZM122 69H123V68H122ZM122 69H121V71H122ZM125 69H126V67H125ZM125 69H123V71H124ZM139 69H140V67H139ZM143 69H144V68H143ZM170 69H171V68H170ZM180 69H181V68H180ZM180 69H179L178 64H177L176 69H175V70L173 69V70H174L173 73H175V74H173L174 76H172V78H171V77H170V78H167V77H166L165 79H167V80H165L166 83H164V85L167 84V87H168V88H169L170 86H171L172 88H174L176 85H174V87H173L172 84L175 83L174 81L178 80V79H176V78H178V76H179V77L181 76V75H179V70H180ZM224 69H225V68H224ZM19 70H20V69H19ZM22 70H23V69H22ZM22 70H21V71H22ZM28 70H29V69H27V71H28ZM38 70H39V69H38ZM45 70H46V69H45ZM80 70H81V69H80ZM119 70H120V69H119ZM141 70H142V69H141ZM155 70H156V69H155ZM160 70H161V69H160ZM188 70H189V69H188ZM197 70H198V69H197ZM199 70H201V69H199ZM220 70H221V69H220ZM24 71H25V70H23V72H24ZM34 71L37 73L36 70H34ZM43 71H44V69H43ZM76 71H78V69H77ZM83 71H84V70H83ZM89 71H90V70H89ZM89 71H88V72H89ZM104 71H105V70H104ZM123 71H122V72H123ZM125 71H126V70H125ZM147 71H148V70H147ZM185 71H186V70H185ZM214 71H215V70H214ZM31 72H32V71H31ZM38 72H39V71H38ZM74 72H75V71H74ZM99 72H100V71H99ZM108 72H109V71H108ZM128 72H131V71H127V74L129 75ZM133 72H134V71H133ZM141 72H142V71H141ZM161 72H162V71H161ZM180 72H181V70H180ZM194 72H195V71H194ZM2 73H3V71H2ZM28 73H29V72H28ZM33 73H34V72H33ZM36 73H35V74H36ZM83 73H84V72H83ZM83 73H82V74H83ZM93 73H94V72H93ZM102 73H103V72H102ZM102 73H101V74H102ZM104 73H105V72H104ZM109 73H110V72H109ZM115 73H118V71H117V72L115 71ZM147 73H148V72H147ZM147 73H146V74H147ZM154 73H155V72H154ZM158 73H159V72H158ZM171 73H172V72H171ZM26 74H27V73H26ZM30 74H31V73H30ZM70 74H71V73H70ZM70 74H69V75H70ZM74 74H75V73H74ZM74 74H73V75H74ZM80 74H81V73H80ZM91 74H92V72H91ZM91 74H90V75H91ZM112 74H113V73H111V75H112ZM119 74H120V73H119ZM119 74H118V75H119ZM124 74H126V73L124 72ZM127 74H126V75H127ZM132 74H133V73H132ZM159 74H160V73H159ZM161 74H162V73H161ZM163 74H164V73H163ZM183 74H184V73H183ZM24 75H25V74H24ZM69 75H68V76L66 75V76L69 77ZM73 75H71V76L73 77ZM75 75H77V74H75ZM88 75H89V74H88ZM98 75H99V74H98ZM105 75H106V74H104V76H105ZM109 75H110V74H109ZM121 75H123V73H121ZM136 75H137V73H136ZM138 75H139V74H138ZM144 75H145V74H144ZM166 75H167V74H166ZM166 75H165V76H166ZM187 75H188V73H187ZM193 75H194V74H193ZM240 75H241V74H240ZM15 76H16V75H15ZM18 76H19V75H18ZM25 76H27V75H25ZM35 76H36V75H35ZM66 76H65V77H66ZM80 76H81V75H80ZM93 76H94V75H92V77H93ZM99 76H100V75H99ZM102 76H103V75H102ZM102 76H101V77H102ZM115 76H116V75H115ZM139 76H140V75H139ZM155 76H156V75H155ZM161 76H162V75H161ZM205 76H206V75H205ZM214 76H215V75H214ZM223 76H224V75H223ZM236 76H238V75H236ZM19 77H20V76H19ZM19 77H18V78H19ZM27 77H28V76H27ZM65 77H63V80H64L63 84H64V85H65V81H66V79H67V77H66V78H65ZM86 77H87V76H86ZM86 77L84 78V76H82V78H84L85 80H87ZM95 77H98V76L96 75ZM95 77H94L93 79H95ZM118 77H119V76H118ZM120 77H121V76H120ZM168 77H169V76H168ZM229 77H230V76H229ZM239 77H240V76H239ZM28 78H29V77H28ZM28 78H27V79H28ZM31 78H32V76H31ZM73 78H74V77H73ZM82 78H81V79H82ZM102 78H103V77H102ZM111 78H112V77H111ZM121 78H122V77H121ZM124 78H125V77H124ZM128 78H130V77L128 76ZM128 78H127V80H128ZM132 78H135V77H132ZM132 78H131V79H132ZM186 78H187V77H186ZM215 78H216V77H215ZM215 78H214V79H215ZM13 79H14V77H13ZM16 79H17V78H16ZM25 79H26V78H25ZM25 79H23V83H24ZM68 79H70V78H68ZM77 79H78V77H77ZM84 79H83V81H85ZM114 79H115V78H114ZM142 79H143V78H142ZM175 79H176V80H175ZM219 79H220V78H219ZM228 79H229V78H228ZM9 80H12V79H9ZM33 80H36V78H34ZM63 80H62V81H63ZM71 80H72V79H70L69 82H72ZM101 80H102V79H101ZM111 80H112V79H110V77H105V81H107V83H108V82L111 83ZM115 80H116V79H115ZM118 80H119V79H118ZM123 80H124V79H123ZM136 80H137V79H136ZM201 80H202V79H201ZM221 80H222V79H221ZM231 80H232V79H231ZM15 81H16V80H15ZM19 81H20V79H19ZM19 81H18V82H19ZM36 81H38V80H36ZM77 81H78V80H77ZM83 81H82V82H83ZM88 81L90 82L89 79H88ZM91 81H93V80H91ZM94 81H95V80H94ZM97 81H99V80H97ZM103 81H104V79H103ZM103 81H102V83H103ZM137 81L139 82V80H137ZM161 81H162V80H161ZM180 81H181V80H180ZM217 81H218V80H217ZM235 81H236V80H235ZM20 82H21V81H20ZM69 82H68V83H69ZM82 82H81V83H82ZM85 82H86V81H85ZM95 82H96V81H95ZM112 82L114 83V81H112ZM126 82H127V81H126ZM128 82H129V81H128ZM229 82H230V81H229ZM243 82H244V81H243ZM243 82H242V83H243ZM8 83H9V82H7V84H8ZM10 83H13V82L10 81ZM10 83H9V84H10ZM14 83H15V82H14ZM29 83H30V82H29ZM29 83H28V85H29ZM33 83H35V82H33ZM68 83H67V84H68ZM74 83H75V79H74ZM87 83H88V82H87ZM92 83H93V82H92ZM98 83H99V82H98ZM102 83H101V84H102ZM119 83H120V82H119ZM121 83H122V82H121ZM177 83H179V82H177ZM196 83L198 84V82H196ZM16 84H17V83H16ZM16 84H15V85H16ZM79 84H80V83H79ZM83 84H84V85H83V86H84L83 88H85V83H83ZM90 84H91V83H90ZM90 84H89V85H90ZM93 84H94V83H93ZM103 84H104V83H103ZM111 84H112V83H111ZM114 84H116V82H115ZM122 84H123V86H125V85H124L125 83H122ZM126 84H127V83H126ZM130 84H131V83H130ZM138 84H139V83H138ZM202 84H203V83H202ZM245 84H246V83H245ZM5 85H6V84H5ZM5 85H4V86H5ZM15 85H13L12 87H14ZM18 85H19V84H18ZM24 85H25V84H24ZM24 85L22 84L21 86H24ZM26 85H27V84H26ZM28 85H27V86H28ZM38 85H41V84H38ZM73 85H74V84H73ZM76 85H77V84H76ZM96 85H97V82H96ZM132 85H134V86L136 85V84H135V81H134V84H133V81H132ZM199 85H200V84H199ZM68 86H69V85H68ZM71 86H72V85H71ZM74 86H75V85H74ZM77 86H78V85H77ZM80 86H81V85H80ZM107 86H110V84L107 85ZM112 86H113V85H112ZM130 86H131V85H130ZM130 86H129V87H130ZM139 86H140V85H139ZM139 86H136V87L139 88ZM204 86H205V85H204ZM12 87H11V88H12ZM15 87H16V86H15ZM15 87H14V88H15ZM25 87H26V86H24V88H25ZM81 87H82V86H81ZM81 87H80V89H82ZM100 87H101V86H100ZM104 87H105V86H104ZM119 87H120V86H119ZM119 87H118L117 89H120ZM127 87H128V86H127ZM129 87H128L127 89H130ZM165 87H166V85H165ZM24 88H23V90H24ZM29 88H30V87H29ZM71 88H72V87H71ZM101 88H102V87H101ZM110 88H111V87H110ZM124 88H125V87H124ZM131 88H133V87H131ZM230 88H231V87H230ZM31 89H32V88H31ZM33 89H34V88H33ZM35 89H36V91H37L38 88L35 87ZM67 89H68V87H67ZM67 89H66V90H67ZM76 89H77V87H76ZM87 89H88V88H87ZM87 89H86V90H87ZM98 89H99V88H98ZM98 89H97V90H98ZM127 89H125V90H127ZM163 89H164V88H163ZM166 89H167V88H166ZM169 89H170V88H169ZM205 89H206V88H205ZM16 90L18 91V88H17ZM69 90H70V89H69ZM91 90H92V89H91ZM108 90H109V89H108ZM122 90H123V89H122ZM161 90H162V89H161ZM164 90H165V89H164ZM164 90L161 91V92H162V93H161V96H163V95H165V94L168 95V92H169V91H167V92L165 91V92H164ZM201 90H202V89H201ZM228 90H229V89H228ZM230 90H231V89H230ZM233 90H234V89H233ZM233 90H232V91H233ZM17 91H16V92H17ZM19 91H20V90H19ZM21 91H22V90H21ZM28 91H29V90H28ZM31 91H32V90H31ZM60 91H61V90H60ZM62 91H63V90H62ZM81 91H83V90H81ZM98 91H99V90H98ZM101 91H102V90H101ZM119 91H120V90H119ZM134 91H135V90H134ZM134 91H133V92H134ZM244 91H245V90H244ZM33 92H35V90H33ZM37 92H38V91H37ZM69 92H70V91H69ZM75 92H76V90L74 91V93H75ZM94 92H95V91H94ZM94 92H93V93H94ZM99 92H100V91H99ZM133 92H132V93H133ZM136 92H138V91H136ZM142 92H143V91H142ZM193 92H195V91H193ZM12 93H13V92H12ZM12 93H11V94H12ZM21 93H22V92H21ZM21 93H20V94H21ZM27 93H29V92H26V96L28 95ZM35 93H36V92H35ZM59 93H60V92H59ZM78 93H79V92H78ZM78 93H77V94H78ZM87 93H88V92H87ZM87 93H86V94H87ZM93 93H92V94H93ZM95 93H96V92H95ZM103 93H105V92H103ZM103 93H100V94L105 95V94H103ZM122 93H124V92H122ZM169 93H170V92H169ZM171 93H172V92H171ZM171 93H170V94H171ZM177 93H178V92H177ZM179 93H180V91H179ZM30 94H31V93H30ZM69 94H70V93H69ZM81 94H84V92L81 93ZM117 94H119V93L117 92ZM170 94H169V95H170ZM7 95H8V94H7ZM9 95H10V94H9ZM56 95H58V94H56ZM95 95H96V94H95ZM130 95H132V94L130 93ZM145 95H146V94H145ZM167 95H166V96H167ZM172 95H174V94H172ZM21 96H22V95H21ZM23 96H24V95H23ZM29 96H30V95H29ZM64 96H65V94H64ZM77 96H78V95H77ZM82 96H84V95H82ZM105 96H106V95H105ZM107 96H108V95H107ZM113 96H114V95H113ZM139 96H140V95H139ZM12 97H13V96H12ZM66 97H67V96H66ZM79 97H80V96H79ZM79 97H77V98H79ZM101 97H102V96H101ZM132 97H133V96H132ZM34 98H35V97H34ZM55 98H58V97H55ZM59 98H60V97H59ZM72 98H73V96H72ZM123 98H124V97H123ZM123 98H122V99H123ZM128 98H129V97H128ZM133 98H134V97H133ZM163 98H164V97H163ZM174 98H175V97H174ZM174 98H173V100H174ZM182 98H183V97H182ZM30 99H31V98H30ZM30 99H28V103H29V100H30ZM43 99H44V98H43ZM96 99H97V97H96ZM96 99H95V100H96ZM107 99H108V98H107ZM144 99H145V98H144ZM166 99H167V98H166ZM235 99H236V98H234V100H235ZM6 100H7L8 102L11 101V100H12L11 96H8V97L6 96ZM13 100H14V97H13ZM37 100H39V99H37ZM58 100H59V99H58ZM72 100H73V99H72ZM74 100H76V99H74ZM74 100H73V101H74ZM83 100H84V98H83ZM108 100H109V99H108ZM133 100H134V99H133ZM158 100L160 101L159 98H158ZM168 100H169V99H168ZM194 100H195V99H194ZM15 101H16V100H15ZM15 101H14V103H15ZM23 101H24V100H23ZM65 101H66V100H65ZM80 101H82V99H81ZM90 101H91V100H90ZM105 101H106V100H105ZM109 101H110V100H109ZM116 101H117V99H116ZM123 101H124V100H123ZM126 101H127V100H126ZM146 101H147V99H146ZM159 101H158V102H159ZM165 101H166V100H165ZM181 101H182V100H181ZM181 101H180V102H181ZM188 101H189V100H188ZM11 102H12V101H11ZM36 102H37V101H36ZM62 102H63V101H62ZM74 102H75V101H74ZM78 102H79V101H78ZM82 102H84V101H82ZM92 102H93V100H92ZM110 102H111V101H110ZM155 102H156V101H155ZM173 102H174V101H173ZM186 102H187V101H186ZM200 102H201V101H200ZM234 102H235V101H234ZM239 102H241V101H239ZM32 103H33V102H32ZM57 103H59V102H57ZM93 103H94V102H93ZM98 103H99V102H98ZM104 103H105V102L103 101V104H104ZM108 103H109V102H108ZM129 103H130V102H129ZM169 103H170V102H169ZM9 104H10V103H9ZM15 104H17V103H15ZM59 104H60V103H59ZM65 104H66V103H65ZM94 104H95V103H94ZM94 104H92V105L94 106ZM100 104H101V103H100ZM132 104H133V103H132ZM186 104H187V103H186ZM192 104H193V101H192ZM202 104H203V103H202ZM223 104H224V103H223ZM10 105H11V104H10ZM34 105H38V104L33 103V106H34ZM60 105H61V104H60ZM60 105H59V106H60ZM63 105H64V104H63ZM63 105H62V106H63ZM67 105H68V104H67ZM70 105H72V102L70 103ZM73 105H75V104H73ZM79 105H80L79 107H81V105H83V104H79ZM86 105H87V104H86ZM88 105H89V102H88ZM90 105H91V104H90ZM101 105H102V104H101ZM111 105H112V104H111ZM120 105H121V104H120ZM169 105H170V104H169ZM188 105H190V104H188ZM220 105H221V104H220ZM33 106H32V107H33ZM49 106H50V105H49ZM59 106L57 105L56 107H59ZM76 106H77V105H76ZM98 106H99V105H98ZM102 106H103V105H102ZM109 106H110V103H109ZM112 106H113V105H112ZM123 106H124V105H123ZM134 106H135V105H134ZM143 106H144V105H142V107H143ZM162 106H163V105H162ZM181 106H182V105H181ZM195 106H196V103H195ZM38 107H39V106H38ZM38 107H37V109H38ZM56 107H55V108H56ZM71 107H73V106H71ZM103 107H104V106H103ZM106 107H107V106H106ZM113 107H114V106H113ZM135 107H136V106H135ZM149 107H150V105H149ZM163 107H164V106H163ZM184 107H185V106H184ZM187 107H188V106H187ZM199 107H200V106H199ZM226 107H227V106H226ZM230 107H231V106H230ZM34 108H35V107H34ZM40 108H42V107H40ZM47 108H49V107L47 106ZM50 108H51V106H50ZM52 108H53V107H52ZM63 108H64V106H63ZM73 108H75V107H73ZM93 108H94V107H93ZM108 108H109V107H108ZM137 108H138V106H137ZM172 108H173V107H172ZM182 108H183V107H182ZM193 108H194V107H193ZM235 108H236V107H235ZM235 108H233V109H235ZM43 109H45V108H43ZM61 109H62V108H61ZM69 109H70V106H69ZM78 109H81V108H78ZM85 109H86V108H85ZM95 109H96V105H95ZM95 109H94V110H95ZM105 109H106V108H105ZM145 109H146V108H145ZM159 109H160V108H159ZM189 109H190V108H189ZM221 109H222V108H221ZM33 110H36V109H33ZM50 110H51V109H50ZM82 110H83V108H82ZM87 110H88V109H87ZM99 110H100V109H99ZM107 110H109V109H107ZM147 110H148V109H147ZM147 110H146V111H147ZM160 110H161V109H160ZM179 110H180V109H179ZM181 110H183V109H181ZM199 110H200V109H199ZM231 110H232V109H231ZM11 111H12V109H11ZM45 111H46V112H49V110L47 111V109H46ZM61 111H62V110H61ZM63 111H64V110H63ZM78 111H79V110H78ZM91 111H92V110H91ZM96 111H97V110H96ZM118 111H119V110H118ZM149 111H150V110H149ZM173 111H174V112H173V118H174V120H175L177 123H179V120H181V119H180V112H179L177 109H174ZM200 111H201V110H200ZM229 111H230V110H229ZM233 111H234V110H233ZM53 112H54V111H52V113H53ZM85 112H86V111H85ZM85 112L82 111V113H85ZM92 112H93V111H92ZM193 112H194V111H193ZM10 113H11V112H10ZM65 113H66V112H65ZM76 113H78V112H76ZM76 113H75V114H76ZM82 113L80 112L79 114H82ZM86 113H87V112H86ZM89 113H90V112H89ZM98 113H99V112H98ZM103 113H104V112H103ZM153 113H154V112H153ZM189 113H190V111H189ZM191 113H192V112H191ZM215 113H216V112H215ZM236 113H237V112H236ZM45 114H46V113H45ZM45 114H44V115H45ZM47 114H48V113H47ZM67 114H68V113H67ZM70 114H71V113H70ZM90 114H91V113H90ZM90 114H89L88 116H90ZM112 114H113V113H112ZM112 114H111V115H112ZM158 114H159V113H158ZM183 114H184V113H183ZM196 114H197V113H196ZM203 114H204V113H203ZM233 114H234V113H233ZM36 115H37V114H36ZM50 115L52 116V114H50ZM50 115H47V116H50ZM62 115H64V114H62ZM82 115H83L82 118L84 117V118L87 120V123H89V125H90V122H94V121H91V119H90L91 117H88V116L85 115V114H82ZM93 115H94V114H93ZM101 115H102V114H101ZM113 115H114V114H113ZM147 115H148V114H147ZM190 115H191V114H190ZM190 115H189V116H190ZM207 115H208V114H207ZM220 115H221V114H220ZM220 115H219V116H220ZM234 115H235V114H234ZM47 116H46V118H48ZM68 116H69V115H68ZM73 116H74V114H73ZM78 116H79V118H81L80 115H78ZM78 116H77V117H78ZM107 116L109 117L108 114H107ZM139 116H141V118L143 117L142 114H139ZM75 117H76V115H75ZM94 117H96V116H94ZM112 117H113V116H112ZM115 117H116V116H115ZM117 117H118V116H117ZM117 117H116V118H117ZM186 117H187V116H186ZM220 117L222 118V116H220ZM29 118H30V117H29ZM67 118H68V117H67ZM72 118H73V117H72ZM79 118H78V119H79ZM109 118H110V117H109ZM118 118H119V117H118ZM192 118H193V116H192ZM43 119H44V118H43ZM70 119H71V118H70ZM85 119H84V120H85ZM98 119H99V118H97V120H98ZM111 119H112V118H111ZM114 119H115V118H114ZM137 119H138V118H137ZM198 119H199V118H198ZM226 119H227V118H226ZM234 119H235V118H234ZM40 120H41V119H40ZM64 120H65V119H64ZM66 120H67V119H66ZM68 120H69V119H68ZM93 120H94V119H93ZM97 120H96V121H97ZM100 120H102V119H100ZM100 120H99V121H100ZM133 120H134V119H133ZM140 120H141V122L138 123L137 125L135 124L136 126H134L135 129H133V130L136 131V132H137L138 130L142 129L143 127H146V125H147V127H148V123H146V120H147V119L142 118V119H140ZM154 120H155V119H154ZM174 120H173V121H174ZM191 120H192V119H191ZM229 120H230V119H229ZM76 121H77V120H76ZM82 121H83V119H82ZM82 121H81V122H82ZM89 121H90V122H89ZM99 121H97V122L100 124L101 122H99ZM108 121H109V120H108ZM110 121H111V120H110ZM112 121H113V120H112ZM115 121H117V119H116ZM122 121H123V120H122ZM134 121H135V120H134ZM220 121H222V120L220 119ZM33 122H34V118H33ZM38 122H39V121H38ZM52 122H53V121H52ZM104 122H105V121H104ZM166 122H167V121H166ZM192 122H193V121H192ZM215 122H216V121H215ZM71 123H73V122H71ZM76 123H77V122H76ZM78 123H80V122H78ZM83 123H86V122L83 121ZM94 123H95V122H94ZM102 123H103V122H102ZM102 123H101V124H102ZM105 123H106V122H105ZM114 123H115V122H114ZM116 123H117V122H116ZM170 123H171V122H170ZM196 123H197V122H196ZM220 123H221V122H220ZM67 124H68V123H67ZM80 124L83 125V127H84V125H85V124H82V123H80ZM180 124H181V123H180ZM183 124H184V123H183ZM194 124H195V123H194ZM194 124H193V125H194ZM199 124H200V123H199ZM210 124H211V123H210ZM224 124H225V123H224ZM35 125H36V124H35ZM39 125H40V123H39ZM43 125H44V123H43ZM61 125H62V124H61ZM69 125H70V123H69ZM69 125H68V126H69ZM76 125H77V124H76ZM81 125H79L80 128H81ZM91 125H93V124L91 123ZM130 125H131V124H130ZM133 125H134V124H133ZM171 125H172V123H171ZM181 125H182V124H181ZM193 125H192V126H193ZM196 125H197V124H196ZM202 125H203V124H202ZM216 125H217V124H216ZM216 125H215V126H216ZM66 126H67V125H66ZM94 126H95V125H94ZM94 126H93V127H94ZM100 126H101V125H100ZM107 126H108V125H107ZM119 126H120V125H119ZM131 126H132V125H131ZM199 126H200V125H199ZM43 127H44V126H43ZM43 127H42V128H43ZM45 127H46V126H45ZM69 127H70V126H69ZM69 127H68V128H69ZM71 127H72V126H71ZM96 127H97V126H96ZM101 127H102V126H101ZM103 127H104V125H103ZM147 127H146V128H147ZM193 127H194V126H193ZM204 127H205V126H204ZM207 127H208V126H207ZM38 128H39V127H38ZM47 128H48V127H47ZM47 128H46V129H47ZM74 128H75V127H74ZM77 128H78V130H80L79 127H77ZM77 128H76V129H77ZM88 128H90V127L88 126ZM91 128H92V127H91ZM97 128L99 129V127H97ZM116 128H117V127H116ZM119 128H120V127H119ZM172 128H173V127H172ZM198 128H200V127H198ZM46 129H45V130H46ZM58 129H59V128H58ZM62 129H63V128H62ZM62 129H61V131H64V130H62ZM83 129H84V128H83ZM103 129H104V128H103ZM122 129H123V128H122ZM130 129H131V128H130ZM144 129H145V128H144ZM144 129H143V130H144ZM147 129H148V128H147ZM188 129H189V128H188ZM37 130H39V129H37ZM48 130H49V129H48ZM67 130H68V129H67ZM70 130H71V129H70ZM78 130H77V131H78ZM89 130H90V129H89ZM89 130H88V131H89ZM119 130H120V129H119ZM125 130H126V129H125ZM149 130H150V129H149ZM164 130H165V129H164ZM198 130H199V129H198ZM40 131H41V130H40ZM71 131H72V132H71ZM71 131H70L71 134H70V132H68V133H69L70 135H73V137H74L75 140H76V138H78V139L80 138L79 134H77L75 130H74L75 132L73 131V129H72ZM85 131H87V128L85 129ZM96 131H97V130H96ZM120 131H122V130H120ZM144 131H145V130H144ZM175 131H176V130H175ZM191 131H192V128H191ZM191 131H189V132H191ZM219 131H220V129H219ZM221 131H222V130H221ZM49 132H51V131H49ZM49 132H48V133H49ZM78 132H80V131H78ZM136 132H135V133H136ZM140 132H141V130H140ZM146 132H147V131H146ZM155 132H156V131H155ZM163 132H164V131H163ZM165 132H166V131H165ZM165 132H164V133H165ZM207 132H208V131H207ZM226 132H227V131H226ZM66 133H67V132H66ZM66 133H64V134H66ZM83 133H84V132H83ZM83 133H82V134H83ZM101 133H102V132H101ZM111 133H112V132H111ZM129 133H130V132H129ZM141 133H142V132H141ZM150 133H151V132H150ZM168 133H169V132H168ZM171 133H172V132H171ZM187 133H188V132H187ZM191 133H192V132H191ZM216 133H217V132H216ZM216 133H215V134H216ZM46 134H47V133H46ZM53 134H54V133H53ZM59 134H60V132H59ZM64 134H63V135H64ZM85 134H86V133H85ZM90 134H92V133L90 132ZM120 134H121V133H120ZM124 134H125V133H124ZM124 134H123V135H124ZM137 134H138V133H137ZM139 134H140V133H139ZM176 134H177V133H176ZM205 134H206V133H205ZM26 135H27V134H26ZM48 135H49V134H48ZM51 135H52V134L49 135L50 138H51ZM80 135H81V133H80ZM116 135H117V134H116ZM116 135H115V136H116ZM118 135H119V134H118ZM140 135H141V134H140ZM144 135H145V134H144ZM160 135H161V134H160ZM164 135H165V134H164ZM169 135H170V134H169ZM182 135H183V134H182ZM188 135H189V134H188ZM43 136H46V135L44 134ZM59 136H60V135H59ZM61 136H62V134H61ZM66 136H67V135H66ZM68 136H69V135H68ZM83 136H84V135H83ZM92 136H93V135H92ZM113 136H114V135H113ZM157 136H158V135H157ZM215 136H217V135H215ZM46 137H47V136H46ZM54 137H55V136H54ZM62 137H63V136H62ZM62 137H61V138H62ZM70 137H71V136H70ZM81 137H82V136H81ZM90 137H91V136H90ZM116 137H117V136H116ZM131 137H132V136H131ZM144 137H145V136H144ZM193 137H194V136H193ZM50 138H49V139H50ZM52 138H53V137H52ZM67 138H68V137H67ZM107 138H108V137H107ZM161 138H162V137H161ZM216 138H217V137H216ZM24 139H25V138H24ZM53 139H54V141H56L55 138H53ZM53 139H52V140H53ZM57 139H58V138H57ZM63 139L66 141V138H65V137H64ZM71 139H72V138H71ZM78 139H77V140H78ZM82 139H83V138H82ZM82 139H79V140H82ZM85 139H86V138H85ZM92 139H93V138H92ZM96 139H98V138H96ZM96 139H95V140H96ZM102 139H103V138H102ZM115 139H116V138H115ZM115 139H114V140H115ZM117 139H118V138H117ZM148 139H149V138H148ZM169 139H170V137H169ZM189 139H190V138H189ZM79 140H78V141H79ZM88 140H89V138H88ZM90 140H91V139H90ZM106 140H107V139H106ZM108 140H109V141H112L110 138H109ZM152 140H153V139H152ZM172 140H173V138H171V141H172ZM215 140H216V139H215ZM40 141H41V140H40ZM42 141H43V140H42ZM42 141H41V142H42ZM83 141H84V140H82V143H83ZM86 141H87V140H86ZM116 141H117V140H116ZM169 141H170V140H169ZM186 141H187V140H186ZM43 142H44V141H43ZM60 142H61V141H60ZM76 142H77V141H76ZM93 142H94V141H93ZM98 142H99V141H98ZM126 142H127V141H126ZM145 142L147 143V141H145ZM150 142H152V144H154L153 141L150 140L149 143H150ZM173 142H174V141H173ZM173 142H172V143H173ZM229 142H230V141H229ZM28 143H29V142H28ZM35 143H36V142H35ZM37 143H38V142H37ZM45 143H46V142H45ZM54 143H55V142H54ZM58 143H59V142H58ZM63 143H64V142H63ZM68 143H69V142H68ZM91 143H92V142L87 143V144H91ZM103 143H105V142H103ZM103 143L100 142L99 144H103ZM138 143H139V142H138ZM146 143H145V144H146ZM174 143H175V142H174ZM177 143H179V142H177ZM180 143H181V142H180ZM24 144H26V143L24 142ZM69 144H70V143H69ZM84 144H85V143H84ZM94 144H96V143L94 142ZM97 144H98V143H97ZM105 144H106V143H105ZM107 144H108V143H107ZM109 144H110V142H109ZM133 144H134V143H133ZM155 144H156V142H155ZM194 144H195V142H194ZM212 144H213V143H212ZM29 145H30V144H29ZM29 145L27 144L26 147L28 148ZM35 145H36V144H35ZM35 145H34V147H35ZM37 145H38V144H37ZM50 145H51V144H50ZM55 145H56V144H55ZM76 145H78V143H77ZM81 145H83V144H81ZM117 145H118V144H117ZM129 145H130V144H129ZM171 145H172V144H171ZM216 145H217V144H216ZM39 146H40V145H39ZM64 146H65V144H64ZM69 146H70V145H69ZM73 146H74V144H73ZM85 146H86V145H85ZM114 146H116V145H114ZM142 146H144V145H142ZM167 146H168V145H167ZM172 146H173V145H172ZM190 146H191V145H190ZM234 146H235V145H234ZM30 147H31V146H30ZM32 147H33V146H32ZM50 147H51V146H50ZM56 147H58V144H57ZM75 147H76V146H74V148H75ZM77 147H78V146H77ZM77 147H76V148H77ZM79 147H80V146H79ZM79 147H78V149H79ZM118 147H119V146H118ZM154 147H155V146H154ZM174 147H176V145H175ZM192 147H194V146H192ZM205 147H206V146H205ZM214 147H215V146H214ZM240 147H241V145H240ZM240 147H239V148H240ZM27 148H26V149H27ZM41 148H42V147H41ZM51 148L53 149V147H51ZM71 148H73L72 145H71ZM71 148H69V149H71ZM76 148H75V149H76ZM86 148H87V147H86ZM91 148H92V147H91ZM137 148H138V147H137ZM152 148H153V147H152ZM155 148H156V147H155ZM167 148H168V147H167ZM183 148H184V147H183ZM199 148H200V147H199ZM30 149H31V148H30ZM37 149H38V148H37ZM75 149H72V150H74V152H75ZM80 149H81V148H80ZM84 149H85V148H84ZM88 149H89V148H88ZM92 149H94V148H92ZM138 149H139V148H138ZM140 149H141V148H140ZM143 149H145V148H143ZM149 149H150V148H149ZM159 149H161V148H159ZM174 149H175V148H174ZM174 149H173V150H174ZM204 149H205V148H204ZM206 149H207V148H206ZM208 149H209V148H208ZM210 149H211V148H210ZM15 150H16V149H15ZM33 150H34V149H33ZM61 150L64 151V149H61ZM95 150H97V149H95ZM157 150H158V149H157ZM157 150H155V151H157ZM168 150H169V149H168ZM178 150H179V149H178ZM197 150H198V149H197ZM201 150H202V149H200V151H201ZM211 150H212V149H211ZM35 151H36V150L33 151L34 154H35ZM40 151H41V150H40ZM42 151H44V150H42ZM42 151H41V152H42ZM46 151H47V150H46ZM57 151H58V149H57ZM79 151H81V150H79ZM82 151L84 152L83 149H82ZM131 151H132V150H131ZM158 151H159V150H158ZM204 151H205V150H204ZM207 151H209V150H207ZM16 152H17V151H16ZM55 152H56V150H55ZM59 152H60V151H59ZM77 152H78V151H76V153H77ZM83 152H82V153H83ZM93 152H94V151H93ZM93 152H92V153H93ZM95 152H96V151H95ZM140 152H141V151H140ZM175 152H176V150H175ZM175 152H174V153H175ZM183 152H184V151H183ZM190 152H191V151H190ZM190 152H189V153H190ZM212 152H214V151L212 150ZM21 153H23V152H21ZM21 153H20V154H21ZM29 153H30V151H29ZM31 153H32V152H31ZM37 153H38V150H37ZM53 153H54V152H53ZM56 153H57V152H56ZM61 153H62V152H61ZM61 153H60V154L58 153V154L61 155ZM64 153H65V152H64ZM67 153H68V152H67ZM79 153H80V152H79ZM82 153H81L80 155H82ZM108 153H109V152H108ZM122 153H124V152H122ZM132 153H133V152H132ZM177 153L179 154L178 151H177ZM177 153H175V154H177ZM189 153H188V154H189ZM210 153H211V152H210ZM32 154H33V153H32ZM42 154H43V153H42ZM54 154H55V153H54ZM54 154H53V155H54ZM62 154H63V153H62ZM65 154H66V153H65ZM69 154H70V153H69ZM77 154H78V153H77ZM89 154H90V153H89ZM134 154H135V153H134ZM141 154H142V153H141ZM143 154H144V153H143ZM178 154H177V155H178ZM188 154H187L186 156H188ZM207 154H208V153H207ZM213 154H216V153L214 152ZM24 155H25V154H24ZM40 155H41V154H40ZM45 155H46V154H45ZM74 155H76V154H74ZM93 155H94V154H93ZM104 155H105V154H104ZM16 156H17V155H16ZM18 156H19V155H18ZM22 156H23V155H22ZM30 156H31V155H30ZM38 156H39V155H38ZM54 156H56V155H54ZM68 156H69V155H68ZM72 156H73V155H72ZM98 156H99V155H98ZM101 156H102V155H101ZM108 156H109V155H108ZM111 156H112V155H111ZM127 156H128V155H127ZM127 156H126V157H123V159H124V158H127V159H128ZM149 156H150V155H149ZM173 156L175 157V155H173ZM183 156H184V155H183ZM208 156H211V155H208ZM212 156H213V155H212ZM19 157H20V156H19ZM57 157H58V156H57ZM70 157H71V156H70ZM70 157H69V158H70ZM74 157H75V156H74ZM77 157H78V156H77ZM82 157H83V156H82ZM85 157H86V155H85ZM88 157L91 158L90 156H88ZM116 157H117V156H116ZM151 157H153V155H151ZM161 157H162V156L159 157L160 160H161ZM179 157H181V156H179ZM179 157H178V158H179ZM215 157H216V156H215ZM217 157L219 158V156H217ZM41 158H43V157H41ZM54 158H56V157H54ZM59 158H60V157H59ZM64 158H66V157H64ZM72 158H73V157H72ZM72 158H71V159H72ZM83 158H84V157H83ZM83 158H82V159H83ZM92 158H93V157H92ZM92 158H91V159H92ZM117 158H118V157H117ZM149 158H150V157H149ZM154 158H155V157H154ZM163 158H164V157H163ZM181 158H182V157H181ZM15 159H17V157H16ZM44 159H45V158H44ZM56 159H58V158H56ZM60 159H61V158H60ZM66 159H67V158H66ZM130 159H131V158H130ZM134 159H136V158H134ZM143 159H144V158H143ZM152 159H153V158H150V162L152 161ZM179 159H180V158H179ZM186 159H187V158H186ZM190 159H191V158H190ZM210 159H211V158H210ZM18 160H19V159H18ZM54 160H55V159H54ZM64 160H65V159H64ZM64 160H63V161H64ZM79 160H80V158H79ZM98 160H99V159H98ZM128 160H129V159H128ZM137 160H138V159H137ZM144 160H145V159H144ZM10 161H12V160H10ZM13 161H14V160H13ZM15 161H16V160H15ZM20 161H21V160H20ZM67 161H68V160H67ZM71 161H72V160H71ZM91 161H94V160H91ZM99 161H100V160H99ZM118 161H119V160H118ZM125 161H126V159H125ZM154 161H156V159L153 160V162H154ZM158 161H159V160H158ZM163 161H164V159H162V162H163ZM219 161H220V160H219ZM32 162H33V161H32ZM41 162H42V161H41ZM56 162H57V161H56ZM69 162H70V161H69ZM75 162H76V161H75ZM97 162H98V161H97ZM123 162H124V161H123ZM179 162H180V161H179ZM11 163H12V162H11ZM15 163H16V162H15ZM36 163H37V162H36ZM61 163H62V162H61ZM72 163H73V162H72ZM72 163H71V164H72ZM114 163H116V162H114ZM125 163H126V162H125ZM133 163H134V161L132 162V164H133ZM143 163H144V162H143ZM143 163H142V164H143ZM156 163H157V162H156ZM156 163L154 162L153 164H156ZM163 163H165V162H163ZM166 163H167V162H166ZM177 163H178V160H177ZM177 163H176V164H177ZM212 163H213V162H212ZM43 164H44V163H43ZM69 164H70V163H69ZM123 164H124V163H123ZM151 164H152V163H151ZM161 164H162V163L160 162V165H161ZM34 165H35V164H34ZM67 165H68V164H67ZM145 165H146V164H145ZM160 165H159V163H158V166H157V167H159V169H161L162 167L165 168V166H166V165L164 164V165H161L162 167L160 168ZM177 165H178V164H177ZM199 165H200V164H199ZM32 166H33V165H32ZM41 166H42V165H41ZM68 166H69V165H68ZM75 166H77V165H75ZM82 166H83V165H82ZM86 166H87V165H86ZM91 166H92V165H91ZM135 166H136V165H135ZM142 166H143V165H142ZM155 166H156V165H155ZM179 166H181V164H180ZM185 166H186V165H185ZM34 167H35V166H34ZM64 167H65V166H64ZM66 167H67V166H66ZM79 167H80V166H79ZM94 167H95V166H94ZM94 167H91V168L94 169ZM119 167H120V166H119ZM119 167H118V168H119ZM137 167H139V166H137ZM148 167H149V166H148ZM37 168H38V167H37ZM42 168H43V167H42ZM70 168H71V167H70ZM72 168H73V166H72ZM75 168H77V167H75ZM101 168H102V167H101ZM113 168H114V167H113ZM124 168H125V167H124ZM135 168H136V167H135ZM139 168H140V167H139ZM145 168H146V167H145ZM154 168H156V167H154ZM183 168H184V167H183ZM185 168H186V167H185ZM193 168H194V167H193ZM9 169H10V168H9ZM13 169H14V167H13ZM63 169H65V168H63ZM67 169L69 170V168H67ZM88 169H90V168H88ZM137 169H138V168H137ZM78 170H79V169H78ZM83 170H84V169H83ZM85 170H86V169H85ZM95 170H96V169H95ZM140 170H141V169H140ZM161 170H163V169H161ZM166 170H167V166H166ZM169 170H170V169H169ZM211 170H212V169H211ZM36 171H37V170H36ZM66 171H67V170H66ZM72 171H73V170H72ZM74 171H75V170H74ZM74 171H73V174H74ZM76 171H77V170H76ZM76 171H75V172H76ZM79 171H80V170H79ZM97 171H98V170H97ZM99 171H100V170H99ZM124 171H125V170H124ZM137 171H138V170H137ZM151 171H152V170H151ZM177 171H178V170H177ZM187 171H188V170H187ZM37 172H38V171H37ZM68 172H69V171H68ZM70 172H71V171H70ZM77 172H78V171H77ZM81 172H82V170H81ZM83 172H84V171H83ZM88 172H89V170H88ZM108 172H109V171H108ZM140 172H141V171H140ZM146 172H147V171H146ZM160 172H162V171H160ZM180 172H181V171H180ZM40 173H41V172H40ZM71 173H72V172H71ZM84 173H87V171L84 172ZM90 173H91V172H90ZM90 173H88V174H90ZM110 173H111V172H110ZM131 173H133V172H131ZM136 173H137V172H136ZM144 173H145V172H144ZM156 173H157V172H156ZM170 173H171V172H170ZM170 173H169V171H168V172H166L164 175L167 176L168 180H169V179L172 180V178L175 179V178H174V175H175V174H174V175H171L172 173H171V174H170ZM176 173H178V172H176ZM192 173H193V172H192ZM7 174H8V173H7ZM13 174H14V173H13ZM68 174H69V173H68ZM76 174H77V173H76ZM79 174H80V173H79ZM113 174H114V173H113ZM129 174H130V173H129ZM137 174H138V173H137ZM141 174H142V173H141ZM178 174H180V173H178ZM194 174H195V173H194ZM5 175H6V174H5ZM5 175H4V176H5ZM84 175H85V174H84ZM91 175H92V174H91ZM105 175H106V174H105ZM109 175H110V174H109ZM114 175H115V174H114ZM120 175H121V174H120ZM131 175L133 176V174H131ZM152 175H153V174H152ZM176 175H177V174H176ZM67 176H68V175H67ZM71 176H73V175H71ZM71 176H70V177H71ZM100 176H101V175H100ZM102 176H103V174H102ZM102 176H101V177H102ZM126 176H127V175H126ZM135 176H139V175H135ZM143 176H144L145 179H147V180H149V181L151 182V180H152L151 176H147V175H143ZM179 176H180V175H179ZM33 177H34V176H33ZM74 177H75V174H74ZM74 177H73V178H74ZM77 177H78V176H77ZM81 177H82V175H81ZM85 177H87V175H86ZM121 177H122V176H121ZM12 178H13V177H12ZM79 178H80V177H79ZM82 178H83V177H82ZM82 178H80V179H82ZM90 178H91V176H90ZM90 178H89V179H90ZM118 178H119V177H118ZM126 178H127V177H126ZM134 178H135V177H134ZM136 178H137V177H136ZM139 178H140V177H139ZM177 178H179L178 175H177ZM141 179H142V178H141ZM141 179H140V180H141ZM153 179H154V178H153ZM179 179H180V178H179ZM31 180H33V179H31ZM74 180H75V179H74ZM76 180H77V179H76ZM84 180H86V179L83 178V181H84ZM87 180H88V177H87ZM96 180H97V179H96ZM119 180H120V179H119ZM140 180L138 179V181H140ZM154 180H155V179H154ZM175 180H176V179H175ZM99 181H100V180H99ZM144 181H145V180H144ZM164 181H165V180H164ZM180 181H181V180H180ZM32 182H33V181H32ZM78 182H80V181H78ZM88 182H89V184L91 183L90 181H88ZM119 182H120V181H119ZM135 182H136V181H135ZM152 182H153V184H155V185H157V186H159L158 184H160V183H158V182H156V181H155V182H156V183H155L153 180H152ZM152 182H151V183H152ZM159 182H160V181H159ZM166 182H167V181H166ZM171 182H172V181H171ZM36 183H37V182H36ZM36 183H35V185H36ZM82 183H83V182H82ZM124 183H125V182H124ZM33 184H34V183H33ZM33 184H32V185H33ZM38 184H41V183H38ZM42 184H43V183H42ZM42 184H41V185H42ZM44 184H45V183H44ZM74 184H75V183H74ZM85 184H86V183H85ZM85 184H84V185H85ZM100 184H101V183H100ZM136 184H137V183H136ZM141 184H142V183H141ZM179 184L181 185L182 182H181V183L179 182ZM185 184H186V183H185ZM68 185H69V184H68ZM76 185H77V184H76ZM80 185H81V184H80ZM162 185H163V184H162ZM173 185H174V184H173ZM74 186H75V185H74ZM99 186H100V185H99ZM111 186H112V185H111ZM35 187H36V186H35ZM44 187H45V186H44ZM44 187H43V188H44ZM96 187H97V186H96ZM103 187H104V186H103ZM137 187H138V186H137ZM140 187H141V186H140ZM148 187H150V186H148ZM174 187H175V185H174ZM36 188H38V187H36ZM41 188H42V186H41ZM41 188H40V189H41ZM73 188H75V187H73ZM79 188H80V187H79ZM85 188H86V187H85ZM88 188H90V187H88ZM94 188H95V187H94ZM100 188H101V187H100ZM141 188H142V187H141ZM157 188H158V187H157ZM185 188H186V185H185ZM40 189H39V190H40ZM77 189H78V188H77ZM119 189H120V188H119ZM151 189H152V188H151ZM161 189H162V188H161ZM34 190H35V189H34ZM84 190H85V189H84ZM86 190H87V189H86ZM90 190H91V189H90ZM92 190H93V189H92ZM105 190H106V189H105ZM124 190H125V189H124ZM124 190H123V191H124ZM131 190H132V189H131ZM80 191H81V189H80ZM80 191H78V192H80ZM95 191H96V190H95ZM99 191H100V190H99ZM127 191H128V190H127ZM141 191H142V190H141ZM169 191H170V190H169ZM188 191H189V190H188ZM216 191H217V190H216ZM34 192H35V191H34ZM41 192H42V191H41ZM74 192H75V191H74ZM116 192H117V191H116ZM158 192H159V189H158ZM191 192H192V191H191ZM36 193H37V191H36ZM76 193H77V191H76ZM76 193H74V195H77ZM160 193H161V191H160ZM162 193H163V192H162ZM38 194H39V193H38ZM125 194H126V193H125ZM127 194H128V193H127ZM36 195H37V194H36ZM81 195H83V194H81ZM138 195H139V194H138ZM154 195H155V194H154ZM165 195H166V194H165ZM189 195H190V194H189ZM219 195H220V194H219ZM96 196H97V195H96ZM101 196H102V195H101ZM139 196H140V195H139ZM141 196H142V195H141ZM159 196H160V195H159ZM159 196H158V197H159ZM172 196H173V195H172ZM172 196H170V197H172ZM74 197H75V196H74ZM84 197H85V196H84ZM87 197H88V196H87ZM108 197H109V195H108ZM160 197H161V196H160ZM103 198H104V197H103ZM112 198H114V197H112ZM78 199H80V198L78 197ZM81 199H83V198H81ZM81 199H80V200H81ZM99 199H100V198H99ZM114 199H115V198H114ZM116 199H117V198H116ZM144 199H145V198H144ZM176 199H178V198H176ZM180 199H181V198H180ZM32 200H33V199H32ZM34 200H35V199H34ZM34 200H33V201H34ZM75 200H76V199H75ZM83 200H84V199H83ZM109 200H111V199H109ZM134 200H135V199H134ZM150 200H151V199H150ZM161 200H162V199H161ZM173 200H174V199H173ZM99 201H100V200H99ZM123 201H124V200H123ZM148 201H149V200H148ZM170 201H171V200H170ZM36 202H37V201H36ZM83 202H85V201H83ZM110 202H111V201H110ZM119 202H120V201H119ZM128 202H129V201H128ZM145 202H147V201H145ZM145 202H144V205H145ZM159 202H160V201H159ZM161 202H163V201H161ZM166 202H167V201H166ZM180 202H181V201H180ZM31 203H33V202H31ZM39 203H40V202H39ZM80 203H81V202H80ZM80 203H79V204H80ZM85 203H87V202H85ZM106 203H107V202H106ZM112 203H114V202H111V204H112ZM120 203H122V202H120ZM125 203H127V202H125ZM125 203H124V204H125ZM149 203H150V202H149ZM149 203H147V204H149ZM153 203H154V202H153ZM157 203H158V202H157ZM172 203H173V202H172ZM72 204H73V203H72ZM75 204H76V203H75ZM75 204H74V205H75ZM87 204H88V203H87ZM104 204H105V203H104ZM111 204H110V205H111ZM117 204L120 205L118 202H117ZM117 204H115V206H116ZM142 204H143V203H142ZM147 204H146V205H147ZM161 204H162V203H161ZM183 204H184V203H183ZM192 204H193V203H192ZM33 205H34V204H33ZM38 205L40 206V204H38ZM70 205H71V204H70ZM74 205H73L72 207H74ZM81 205H82V206H85V205L82 204V203H81ZM129 205H130V204H129ZM144 205H143V206H144ZM150 205L152 206L153 204H150ZM157 205H158V204H157ZM165 205H166V204H165ZM169 205H171V204H169ZM35 206H36V205H35ZM78 206H79V205H78ZM107 206H108V205H107ZM125 206H126V205H125ZM127 206H128V205H127ZM148 206H149V205H148ZM171 206H172V205H171ZM178 206H179V205H178ZM36 207H37V206H36ZM41 207H42V206H41ZM41 207H40V208H41ZM88 207H89V206H88ZM88 207H86V208H88ZM90 207H91V206H90ZM92 207H93V206H92ZM116 207H117V206H116ZM131 207H132V206H131ZM138 207H139V206H138ZM145 207H146V206H145ZM175 207H176V206H175ZM33 208H34V207H33ZM83 208H85V207H83ZM148 208H149V207H148ZM152 208H153V207H152ZM159 208H160V207H159ZM177 208H178V207H177ZM177 208H176V209H177ZM42 209H43V208H42ZM75 209H76V207H75ZM75 209H74V210H75ZM78 209H79V207L77 208V210H78ZM123 209H124V208H123ZM145 209H146V208H145ZM150 209H151V208H150ZM154 209H155V208H154ZM68 210H69V209H68ZM68 210H67V211H68ZM77 210H76V211H77ZM80 210H81V209H80ZM120 210H121V208H120ZM126 210H127V209H126ZM140 210H141V209H140ZM140 210H138V211H140ZM158 210H159V209H158ZM161 210H162V209H161ZM179 210H180V207H179ZM52 211H53V210H52ZM150 211H152V210H150ZM170 211H172V210H170ZM180 211H181V210H180ZM182 211H183V210H182ZM41 212H42V211H41ZM45 212H46V211H45ZM71 212H73V211H71ZM89 212H91V211H89ZM104 212H105V211H104ZM134 212H136V211H134ZM175 212H176V211H175ZM177 212H178V211H177ZM177 212H176V213H177ZM62 213H63V212H62ZM62 213H61V214H62ZM69 213H70V212H69ZM69 213H68V214H69ZM80 213H81V212H80ZM117 213H118V212H117ZM141 213H142V212H141ZM152 213H153V212H152ZM154 213H155V212H154ZM156 213H157V211H156ZM170 213H171V212H170ZM170 213H169V214H170ZM176 213H175V214H176ZM64 214H65V213H64ZM71 214H73V213H71ZM88 214H89V213H88ZM93 214H94V213H93ZM120 214H121V213H120ZM137 214H138V212H137ZM158 214H160V213H158ZM162 214H163V213H162ZM179 214H181V213L179 212V213L177 214V215L179 216L178 219H180V218L182 219L183 217H181ZM51 215H52V214H51ZM55 215H56V214H55ZM89 215H90V214H89ZM109 215H110V214H109ZM145 215H146V214H145ZM160 215H161V214H160ZM171 215H172V214H171ZM62 216H63V215H62ZM65 216H69V215L66 214ZM77 216H78V215H77ZM82 216H83V215H82ZM84 216H85V215H84ZM94 216H95V215H94ZM112 216H113V215H112ZM114 216H115V215H114ZM135 216H136V215H135ZM165 216H166V214H165ZM173 216H174V215H173ZM155 217H156V216H155ZM159 217H161V216H159ZM162 217H163V216H162ZM168 217H169V216H168ZM174 217H175V216H174ZM176 217H177V216H176ZM184 217H185V216H184ZM63 218H64V217H63ZM67 218H68V217H67ZM74 218H75V217H74ZM81 218H82V217H81ZM87 218H88V217H87ZM87 218H86V219H87ZM92 218H93V215H92ZM111 218H112V217H111ZM122 218H123V217H122ZM164 218H165V217H164ZM171 218H173V217H171ZM56 219H57V218H56ZM60 219H61V218H60ZM88 219H89V218H88ZM90 219H91V218H90ZM93 219H94V218H93ZM105 219H106V216H105ZM115 219H116V218H115ZM119 219H120V218H119ZM169 219H170V218H169ZM174 219H175V218H174ZM73 220H74V219H73ZM83 220L85 221L84 218H83ZM102 220H103V219H102ZM108 220H109V219H108ZM128 220H129V219H128ZM135 220H136V219H135ZM139 220H140V219H139ZM161 220H163V219H161ZM172 220H173V219H172ZM183 220H184V219H182V221H183ZM189 220H190V219H189ZM210 220H211V219H210ZM69 221H70V220H69ZM75 221H77V220H75ZM80 221H81V220H80ZM86 221H87V220H86ZM105 221H106V220H105ZM120 221H121V220H120ZM131 221H132V220H131ZM164 221H166V220L164 219ZM164 221H162V223H163ZM200 221H201V220H200ZM214 221H215V220H214ZM88 222H90V221L88 220ZM111 222H113V221H111ZM128 222H129V221H128ZM128 222H127V223H128ZM160 222H161V221H160ZM168 222H169V221H168ZM168 222H167V224H168ZM171 222H173V223H171ZM176 222H177V221H175V224H176ZM193 222H194V221H193ZM59 223H61V222H59ZM97 223H98V222H97ZM109 223H110V222H109ZM153 223H154V222H153ZM181 223H182V222H181V220H180V224H181ZM212 223H213V222H212ZM40 224H42V223H40ZM77 224H78V223H77ZM104 224H105V223H104ZM118 224H119V223H118ZM120 224H121V223H120ZM138 224H139V223H138ZM146 224H147V223H146ZM159 224H160V223H159ZM167 224H166V225H167ZM170 224L173 225V224H174V221H170ZM182 224H183V223H182ZM78 225H79V224H78ZM83 225H84V223H83ZM83 225H82V226H83ZM95 225H96V224H95ZM162 225H163V224H162ZM172 225H171V226H172ZM183 225H184V224H183ZM41 226H42V225H41ZM68 226H70V225H68ZM68 226H67L66 228H68ZM71 226H72V225H71ZM79 226H80V225H79ZM86 226H87V224H86ZM86 226H85V227H86ZM90 226H91V225H90ZM104 226H105V225H104ZM140 226H141V225H140ZM157 226H158V225H157ZM157 226H155V227H157ZM167 226H168V225H167ZM180 226H181V225H179V222H178V227H180ZM184 226H185V225H184ZM203 226H204V225H203ZM224 226H225V225H224ZM44 227H45V226H44ZM57 227H58V226H57ZM105 227H106V226H105ZM108 227H109V226H108ZM119 227H120V226H119ZM164 227H165V226H164ZM192 227H193V226H192ZM64 228H65V226H64ZM64 228H63V229H64ZM79 228H80V227H79ZM109 228H110V227H109ZM122 228H123V227H122ZM135 228H136V227H135ZM148 228H149V227H147V229H148ZM158 228L161 229L162 226L159 225V227H157L156 229H158ZM165 228H166V227H165ZM172 228H174V227L172 226ZM175 228H176V227H175ZM175 228H174L173 230L170 229V231L172 230V231H171L172 233H171L170 231H168V230H167V231L169 232V234H170V233L173 234V232H174V234H178V236H179L180 231L178 232V230H179L181 227L178 228V230L175 229ZM190 228H191V227H190ZM211 228H212V227H211ZM74 229H75V228H74ZM77 229H78V228H77ZM82 229H83V228H82ZM82 229H81V230H82ZM93 229H94V227H93ZM132 229H133V228H132ZM136 229H137V228H136ZM143 229H144V228H143ZM160 229H159V230H160ZM163 229H164V228H163ZM163 229H162L161 231H163ZM181 229H183V227H182ZM181 229H180V230H181ZM185 229H186V228H185ZM40 230H41V229H40ZM69 230H70V229H69ZM69 230H68V231H69ZM84 230H85V229H84ZM118 230H119V229H118ZM124 230H125V228H124ZM159 230H157V231H159ZM174 230H176L178 233H175L176 231H174ZM183 230H184V229H183ZM195 230H196V229H195ZM212 230H213V229H212ZM65 231H66V230H65ZM76 231H77V230H76ZM82 231H83V230H82ZM82 231H81V232H82ZM85 231H86V230H85ZM91 231H92V230H91ZM101 231H102V229H101ZM103 231H104V230H103ZM106 231H107V230H106ZM128 231H129V230H128ZM132 231H133V230H132ZM136 231H137V230H136ZM143 231L146 233V230H145V229H144ZM161 231H160V232H161ZM186 231H187V230H186ZM42 232H43V231H42ZM78 232H79V230H78ZM81 232H80V233H81ZM114 232H115V231H114ZM122 232H123V231H122ZM122 232H121V234L124 233V232H123V233H122ZM138 232H139V231H138ZM163 232H164V231H163ZM165 232H166V231H165ZM181 232H182V231H181ZM192 232H193V231H192ZM75 233H76V232H75ZM85 233H87V232H85ZM104 233H105V232H104ZM149 233H150V232H149ZM18 234H19V233H18ZM76 234H77V233H76ZM76 234H75V235H76ZM89 234H91V233L89 232L88 235H89ZM163 234H164V233H163ZM165 234H167V235L169 236V237H168L169 239L167 238V240H164V239L167 237V235H161V234L159 233V236H162L161 238H163L161 241L164 240V245H163V244H162V245H163V247H165V246L167 245V243L170 242L169 244H173V246H174V247L170 248V250H172V251H173V248H175V245H179V247H180V243L182 244V243L185 241V240H183L182 242H180V240L183 238V237L180 238L181 235H180L179 237H176V235H175V236H172V235H169L168 233H165ZM181 234H182V233H181ZM186 234H187V233H186ZM190 234H191V233H190ZM193 234H194V232H193ZM70 235H71V234H70ZM80 235L82 236V234H80ZM84 235H85V234H84ZM117 235H118V234H116V236H117ZM128 235H130V234H128ZM128 235H126V236H128ZM132 235H134V233H133V234L131 233V236H130V237H132ZM135 235L137 236L138 234H135ZM141 235H142V234H140V236H141ZM200 235H201V234H200ZM29 236H30V235H29ZM42 236H43V235H42ZM67 236H68V235H67ZM90 236H91V235H90ZM90 236H89V237H90ZM123 236L126 237L125 234H124ZM123 236H122V237H123ZM136 236H135V238L133 239L134 241H135V239L137 238ZM148 236H149V235H148ZM152 236H153V235H152ZM159 236H158V238H160ZM164 236H165V237H164ZM170 236H171V238H170ZM195 236H196V235H195ZM43 237H44V236H43ZM62 237H63V236H62ZM71 237H72V236H71ZM85 237H87V236L85 235L83 238H85ZM92 237H93V236H92ZM95 237H96V236H95ZM114 237H115V235H114ZM119 237H120V238H119ZM124 237H123V238H124ZM133 237H134V236H133ZM133 237H132V238H133ZM156 237H157V234H156ZM184 237H185V236H184ZM68 238H69V236H68ZM74 238H75V237H74ZM93 238H94V237H93ZM111 238H112V237H111ZM117 238H118V241H119V239H122L121 236H120V234L118 235V237H116V240H117ZM126 238H127V237H126ZM126 238L124 239V243H125V241H127ZM139 238H140V237H139ZM139 238H138V239H139ZM144 238H145V237H144ZM185 238H186V237H185ZM185 238H184V239H185ZM189 238H190V237H189ZM192 238H193V236H192ZM194 238H195V237H194ZM33 239H34V237H33ZM78 239H80V237H79ZM78 239H76V241H77ZM88 239H89V238H88ZM91 239H92V238H91ZM103 239H104V238H103ZM130 239H131V238H130ZM140 239H141V238H140ZM136 240H137V239H136ZM143 240H144V239H143ZM143 240H142V241H143ZM151 240H152V239H151ZM168 240H170V241H168ZM194 240H196V238H195ZM34 241H35V240H34ZM81 241H82V240H81ZM81 241H80V242H81ZM84 241H85V240H84ZM95 241H96V240H95ZM95 241H92V240H91V241H90V240L88 241V242L90 243V245H91V248L94 249V251H95V250H100V251H102V252L105 253V254H112V255H110V257H113V259L116 261V262L114 261L116 264H126L125 261H124V259L126 258L127 253L129 254L131 251L127 252L128 250H127L126 247L123 246L124 244L121 245L120 243H119V244L117 243V245H115L116 247L114 246V249H113L112 246H111L112 249H109V250H108L107 247H105L104 244H103L104 246H103L102 244L99 245V244H98L97 242H95ZM99 241H100V240H99ZM114 241H115V240H114ZM158 241H160V239H159ZM165 241H166L167 243H166ZM186 241H187V240H186ZM196 241H198V240H196ZM68 242H69V241H68ZM68 242H67V243H68ZM119 242H120V241H119ZM127 242H128V241H127ZM137 242H138V241H137ZM99 243H100V242H99ZM108 243H109V242H108ZM121 243H123V242H121ZM129 243H130V242H129ZM133 243H134V242H133ZM135 243H136V242H135ZM162 243H163V242H162ZM188 243L190 244V242H187L186 245H187ZM193 243H194V242H193ZM201 243H202V242H201ZM61 244H62V243H61ZM77 244H78V242H77ZM80 244H81V243H80ZM84 244H85V243H84ZM111 244H112V243H111ZM130 244H132V243H130ZM138 244H139V243H138ZM143 244H144V243H143ZM151 244H152V243H151ZM165 244H166V245H165ZM191 244H192V243H191ZM191 244H190V245H187V246H191ZM194 244H195V243H194ZM32 245H33V244H32ZM67 245H68V244H67ZM69 245H70V244H69ZM126 245H127V244H126ZM58 246H59V245H58ZM78 246H79V247H76V248H75L76 251H75V250H73V251L76 252V253H78L79 256L87 257V256L89 255V252H90V251L87 252V251L85 250L86 248L83 249V248L80 247V245H78ZM85 246H86V245H85ZM106 246H107V244H106ZM139 246H140V245H139ZM141 246H142V245H141ZM152 246H153V245H152ZM152 246H151V247H152ZM167 246H168V245H167ZM169 246L171 247V245H169ZM181 246H184V245H181ZM193 246H194V245H193ZM36 247H37V246H36ZM71 247H72V246H71ZM88 247H90V246L88 245ZM176 247L178 248V251H179V247H178V246H176ZM26 248H27V247H26ZM65 248H66V247H65ZM65 248H64V249H65ZM136 248H137V247H136ZM147 248H148V247H147ZM177 248H176V249H177ZM192 248H193V247H192ZM194 248H195V247H194ZM196 248H197V247H196ZM205 248H206V247H205ZM49 249H51V248H49ZM55 249H56V248H55ZM58 249H60V248H58ZM72 249H73V248H72ZM130 249H131V248H130ZM133 249H134V248H133ZM138 249H140V248H138ZM138 249H137V250H138ZM152 249H153V248H152ZM158 249H159V248H158ZM176 249H175V250H176ZM184 249H185V248H184ZM51 250H52V249H51ZM56 250H57V249H56ZM111 250H112V251H111ZM134 250H135V249H134ZM156 250H157V249H156ZM185 250H186V249H185ZM189 250H190V249H189ZM193 250H194V249H193ZM46 251H47V250H46ZM60 251H61V250H60ZM60 251H59V254H60ZM110 251H111L112 253H111ZM172 251H171V252H172ZM199 251H200V250H199ZM53 252H54V251H53ZM64 252H65V251H64ZM71 252H72V251H71ZM115 252L118 253V255H117ZM132 252H133V251H132ZM132 252H131V253H132ZM137 252H138V251H137ZM175 252L177 253V250L174 251V253H175ZM188 252H189V251H188ZM206 252H208V251H206ZM54 253H55V252H54ZM61 253H62V252H61ZM66 253H67V252H65V254H66ZM68 253H69V251H68ZM76 253H75L74 255H77ZM139 253H140V252H139ZM143 253H144V252H143ZM162 253H163V252H162ZM176 253H175V254H176ZM179 253H180V251H179ZM179 253H178V254H179ZM172 254H173V253H172ZM186 254H187V253H186ZM202 254L204 255V253H202ZM74 255H73V256H74ZM158 255H159V254H158ZM162 255H163V254H162ZM184 255H185V254H184ZM188 255H189V254H188ZM47 256H48V255H47ZM60 256H61V255H60ZM62 256H63V255H62ZM65 256H66V255H65ZM130 256H132V255H130ZM143 256H144V255H143ZM154 256H155V255H154ZM175 256H176V255H175ZM195 256H196V255H195ZM69 257H70V255H69ZM71 257H72V256H71ZM124 257H125V258H124ZM151 257H153V256H151ZM159 257H160V256H159ZM163 257H164V256H163ZM163 257H162V258L160 257V258L162 259V261H161V260H160V261L163 262V263L160 262L161 264L166 263V262H164V260H163V259H165V257H164V258H163ZM179 257H180V256H179ZM197 257H198V256H197ZM34 258H35V257H34ZM59 258H60V260H61L62 257H59ZM76 258H78V257H76ZM79 258H80V257H79ZM90 258H91V257H90ZM156 258H157V257H156ZM156 258H155V259H156ZM169 258H170V257H169ZM45 259H46V258H45ZM54 259H57V258H54ZM73 259H74V258H73ZM87 259H88V258H87ZM170 259H171V258H170ZM181 259H182V258H181ZM188 259H189V258H188ZM36 260H37V259H36ZM99 260H100V258H99ZM138 260H139V258H138ZM144 260H145V259H144ZM156 260H157V259H156ZM176 260H177V259H176ZM176 260H173V258H172L173 263H175L174 261H176ZM186 260H187V259H186ZM199 260H200V259H199ZM199 260H198V261H199ZM37 261H38V260H37ZM42 261H43V260H42ZM49 261H50V258H49ZM65 261H66V260H65ZM90 261H91V259L88 261V263H90ZM93 261L95 262V260H93ZM108 261H109V260H108ZM154 261H155V260H154ZM157 261H159V258H158ZM157 261H156V262H157ZM170 261H171V260H170ZM172 261H171V262H172ZM177 261H178V262H177ZM177 261H176V262L179 263V259H178ZM180 261H181V260H180ZM187 261H189V260H187ZM45 262H46V260H45ZM45 262H44V263H45ZM61 262H63V261H61ZM70 262H71V261H70ZM78 262H79V261H78ZM85 262H86V261H85ZM85 262H84V263H85ZM114 262H113V263H114ZM126 262H127V261H126ZM184 262H185V261H184ZM39 263H40V262H39ZM47 263H48V260H47ZM76 263H77V262H76ZM135 263H136V262H135ZM177 263H176V264H177ZM191 263H192V262H191ZM199 263H200V262H199ZM49 264H51V261L49 262ZM52 264H53V263H52ZM56 264H57V263H56ZM77 264H78V263H77ZM79 264H80V263H79ZM86 264H87V263H86ZM104 264H105V263H104ZM111 264H112V263H111ZM127 264H129V263H127ZM142 264H143V263H142ZM182 264H183V262H182ZM186 264H187V263H186ZM211 264H212V263H211Z\"/></svg>",
    "mask_w": 264,
    "mask_h": 264
}]
</instances>
